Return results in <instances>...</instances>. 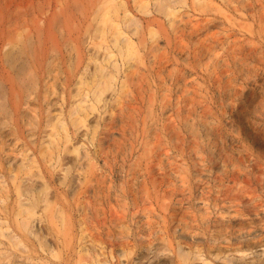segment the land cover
Instances as JSON below:
<instances>
[{"label": "rangeland", "instance_id": "rangeland-1", "mask_svg": "<svg viewBox=\"0 0 264 264\" xmlns=\"http://www.w3.org/2000/svg\"><path fill=\"white\" fill-rule=\"evenodd\" d=\"M78 2H79V4H80V8L79 9H77V10H75V12H74V14H76L75 16H77V17H80V19H82L84 16H88V14L90 13V11H91V8H90V6L92 7V4L91 5H89L90 3H93L95 0H77ZM152 1V3H150ZM154 0H148V2L150 3V5H148L149 7H148V9L149 10H152V11H149L148 13L146 12V13H140V12H136V10L134 9V8H131V7H133L132 6V4H130L131 2H129V5L128 6H131L129 9L131 10V9H133V10H131V12L133 13L134 11V13H136V14H134L136 17L137 16H139V17H137V19L139 20H137L138 21V26H140V30H141V33H140V30H139V33L138 34H140V36H139V39L141 40V38L140 37H142V35H143V37H144V34H145V39H146V42L144 41L142 44L144 45V49H143V45H141V44H137V43H139V42H136V46H138V45H140L141 46V48H139V47H137V48H139V51L141 52V55H142V52L145 54L146 52L147 53H149L150 51H148V48L150 47V45L151 44H153V43H155V41H156V43L158 42L159 44H158V46H160V48H157V49H159V50H155V52H150V54H145V55H148V56H145V55H142V61H138V62H133V64H131L130 66H128L129 68H127L126 66H127V64H125L123 67H122V72H124V74L125 73H127V75H129V73H131V71L129 72V69L130 70H132L134 73H136V75H135V77L136 76H138L139 75V77H140V79H139V77H138V79H139V81L136 79V81L134 80L133 81V83H130V84H132V85H134V87H132L130 84H129V81H128V79L127 78H125V86H124V88H123V90H125L124 92H125V94H123L124 92H123V90H122V93H120V96H123L124 98H120V101H121V99H122V101L123 102H125L124 104H123V102L121 101H117L118 103L117 104H115V105H113L114 103H112V99H113V97H108L107 96V100H108V102H105L104 104H103V106H105V107H103L104 109H102V107H100V106H98V111L97 110H95L97 113H99V115L100 116H96L97 115V113H90L89 115L91 116H88V120H87V122L89 121H91V123H89V124H91V126H89V124L87 125L88 127V130H87V132H85L84 134H83V130L85 129V127H82V128H84V129H82V131H80V129L79 130H74V128L72 127V130H71V127H69L68 129V133H69V142H67V143H65V149L63 148V146L61 147L62 149H61V151L59 152V157L58 156H54L53 158H55V159H51L52 160V162H49L48 160L46 161V162H44L43 163V159L40 157V156H36V157H39V158H36V163H35V169L33 170V168H31L30 169V171L29 172H27L28 174H29V177H30V179H31V181H32V179H33V181H32V184L34 185V187H35V191L36 190H38V191H40L44 186L46 187V185L49 187L50 186V190L49 189H47V190H49L48 191V194H47V190L45 189V191H43V189H42V191L43 192H41V194L42 193H44V194H42V196L44 195V196H46L47 195V197H48V199H49V197H52L51 199H53L54 198V202L56 203H54L53 202V205L55 204V206L57 205V206H62V207H64V209L61 207V211L62 210H64V212H65V214H64V212H63V214H64V216H65V218L68 220V227L65 229V235H67V236H65V237H62L61 235H63L64 236V233H61V231H60V237H59V232H57V231H51V233L54 235V233L57 235V233H58V238H57V240H56V235H54V241H55V243L57 244V245H55V243L53 242V239L51 240L52 242H53V244L57 247H59L60 246V248L62 249V252H61V255H62V257H60L61 255H59L60 254V251H59V248L57 249L56 247H52L53 245L52 244H50V245H52L51 247L52 248H54V250L55 249H57V250H55V254L54 255H51V254H48V252L47 251H44L43 253H41L42 251H41V249L39 250V248L40 247H38V243H37V241H36V239L34 240V238L32 239V238H30V237H28V238H26V236H24V238H23V235H21V233H18L17 232V235L20 237V240H21V238H22V240L23 241H25L24 243L26 244V245H28L29 247H35L34 249V251H38L39 253H38V255L35 253V255L36 256H40V254H41V258H44V260L46 261V262H48L49 264L51 263V264H58V262L60 261L59 260V258L61 259H63L64 257H66L67 256V258L69 257L68 256V253H69V255H70V259H73L74 258V256H75V258L78 256V253H77V255L75 254V252H79L78 250H80V252L82 253V250L84 249V247H85V249H84V251H86V252H89L90 254H92L93 252H96V251H98V250H96V248L98 247V249H99V251L100 252H102V256L100 255V258L102 257V259H104V260H106L107 258H108V260H107V263H109L110 262V264H116V263H113V262H117V264H120L121 263V261L123 260V263H121V264H137V263H142V264H149L150 262H151V260H152V262L150 263V264H155V263H157V264H169V262H170V264H176V261H175V258L173 257V254L171 253L172 252V250H174L175 248H177V246H178V243L183 247H188V248H191V250L193 249L194 250V252L193 253H198L199 252V254H201L200 252H202V254H201V258H205V260H195V259H193V256L191 257V259L192 260H190L189 261V263L188 264H191L192 262V264H264V229H262L263 231H261V227L262 228H264L263 226H264V221L263 222H261L260 220H259V218H260V216H262V215H264L263 213H264V205H262V204H264V28H262V27H264V26H262V25H264V8H263V6H264V0H242V1H239V0H231L232 2L231 3H226L225 2V4H223L224 3V1L223 0H211L212 1V4H213V6H215L216 7V10L215 9H207V8H200V6H198L197 5V3H196V1L197 0H195V2H194V0H186V2L184 3V4H182V6H180V5H177L176 6V9H178L177 10V13L175 14V16H174V20H173V22L171 23L170 22V20H169V18L168 17H166V16H164V14L162 13V12H158L157 13V10H156V8L154 7V2H153ZM215 1V2H214ZM238 1V2H237ZM261 1H262V3H263V5H262V3H261ZM81 2V3H80ZM218 2V3H217ZM222 2V3H221ZM196 3V4H195ZM215 3V4H214ZM221 5H220V4ZM237 3H239L238 5H237ZM250 3V4H249ZM152 4V5H151ZM223 4V5H222ZM247 4H249V5H247ZM259 4V5H258ZM261 4V5H260ZM89 6V8H90V10H89V8L87 9H85V7H88ZM184 5V6H183ZM198 7H197V6ZM217 5V6H216ZM228 5V6H227ZM234 5V6H233ZM237 6V8H236V6ZM240 5V6H239ZM152 6V7H151ZM179 6V7H178ZM232 6V7H231ZM239 6V7H238ZM253 8H252V7ZM259 6H262L261 7V10L260 9H257ZM222 7V8H221ZM224 7V8H223ZM226 7H229V9L227 10V8ZM235 7V8H234ZM248 7H250V8H248ZM81 8H82V10H81ZM84 8V9H83ZM235 10V12H234V10ZM247 8V9H246ZM262 8H263V10H262ZM200 9V10H199ZM204 9H205V12H203L204 11ZM228 11V12H226V10ZM230 9H232L231 11H229ZM241 9V10H240ZM84 10L86 11V13L84 12ZM89 10V11H88ZM202 10V11H201ZM209 10V11H208ZM244 10V11H243ZM246 10V11H245ZM248 10V11H247ZM82 11H83V13H82ZM156 11V12H155ZM207 11H208V13H210V14H208L207 13ZM215 11V12H214ZM220 11V12H219ZM252 11H254V12H252ZM261 13H260V12ZM87 12H89V13H87ZM250 12H252V13H250ZM207 13V14H206ZM258 15H257V14ZM234 14V15H233ZM250 14H253V15H251L250 16ZM262 14V15H261ZM141 15V16H140ZM213 15H214V18H212L213 17ZM217 15V16H216ZM207 16V17H206ZM211 16V17H210ZM226 16H227V18H226ZM230 16V17H229ZM242 16V17H241ZM255 17V18H251V17ZM77 17H76V20H74V22H75V24L80 20L79 18L77 19ZM166 17V18H165ZM236 17V18H235ZM245 17V18H244ZM259 17V18H258ZM141 18V19H140ZM203 18H205V20H203ZM217 19L216 21L214 20V19ZM224 18V19H223ZM231 18H233L232 19V21H231ZM261 18V19H260ZM263 18V19H262ZM223 19V20H222ZM169 20V21H168ZM189 20V21H188ZM197 20V21H196ZM201 20H203V22L201 21ZM213 20V21H212ZM225 20V21H224ZM260 20V21H259ZM263 22H262V21ZM77 21V22H76ZM191 21V22H190ZM200 23H199V22ZM210 21V22H209ZM219 21V22H218ZM223 23H222V22ZM251 21V22H250ZM149 22V25L147 24ZM196 22V23H195ZM261 22H262V25H261ZM185 23V24H184ZM194 23V24H193ZM216 25H215V24ZM248 24V25H246V26H243V25H245V24ZM251 24V26H250V24ZM80 24H82V23H80ZM187 24V25H186ZM205 24V25H204ZM207 24V25H206ZM214 26H218V27H212V25ZM219 24H223V25H219ZM147 25V27H145ZM170 25V26H169ZM180 25V26H179ZM200 25V26H199ZM262 27H261V26ZM182 26V27H181ZM185 26V27H184ZM204 26H206V27H204ZM207 26H209L208 28H207ZM249 26V27H248ZM177 27V28H176ZM201 27H204V28H201ZM245 27V28H244ZM261 27V30L263 29V31H261V30H259V28ZM174 28H176L175 30H177V31H175L174 30ZM183 28V29H182ZM194 28V29H193ZM200 29V31H199V29ZM206 28V29H205ZM251 28V29H250ZM185 29V30H184ZM197 29V31H195ZM203 29V31L201 32V30ZM214 29H218V30H216V32H215V30ZM225 29V30H224ZM246 29H248V30H251V32L250 31H246ZM256 29V30H255ZM192 30V31H191ZM180 31H182V33L180 32ZM186 31H187V33H186ZM205 31H206V34H205ZM226 31H227V33H226ZM259 31H261L260 33H259ZM151 32V33H150ZM175 32H176V34H175ZM177 32H180L179 34H181V35H179V34H177ZM194 32V33H193ZM209 32V33H208ZM215 32V33H214ZM249 32H250V36H249ZM174 33V34H173ZM184 33V34H183ZM198 33V34H197ZM202 33V34H201ZM212 33H214V35L212 36ZM185 34H188V35H185ZM205 34V35H204ZM219 34L222 36H219ZM229 34H232V35H229ZM237 34V35H236ZM241 34V35H240ZM245 34V35H244ZM200 35V36H199ZM202 35V36H201ZM218 35V36H217ZM229 35V36H228ZM234 35V36H233ZM237 37H236V36ZM185 36V37H184ZM189 36V37H188ZM195 36H197V37H195ZM210 36H211V38H210ZM241 36V37H240ZM244 36V37H243ZM253 36V37H252ZM136 37H138V36H136ZM135 37V35L133 36V38H134V40L135 41H137V38ZM178 37V38H177ZM180 37V38H179ZM202 37V38H201ZM209 37V38H208ZM214 37V38H213ZM219 37H221V38H219ZM223 37H228V38H223ZM232 38L231 40L229 39V38ZM234 37V38H233ZM175 38H177V39H175ZM244 38V39H243ZM138 39V41H140ZM196 39H198V40H196ZM212 39V40H211ZM220 41H219V40ZM252 39V40H251ZM254 39V40H253ZM180 40V41H179ZM200 40L202 41L203 40V42L201 43L200 42ZM215 42H214V41ZM218 40V43H221V46H219V45H217V47H215L217 50H215L214 49V53H215V56H214V58H212V59H210V61H207V63H205L206 62V60H207V57H205V53L203 54V52L205 51V49H204V47H205V44L206 45H209V43H211V42H214V43H211L210 45H215V43H216V41ZM226 42H225V41ZM244 40H246V41H244ZM142 41H143V38H142ZM223 41H224V43H226V44H224L223 43ZM230 41V42H229ZM237 41V42H236ZM198 42V43H197ZM204 42H206V43H204ZM229 42V43H228ZM235 43L236 44V48H231V47H233V46H235L234 44H232V43ZM244 42V43H243ZM247 42V43H246ZM148 45V46H146V44ZM196 43V44H195ZM203 43H204V45H203ZM218 43H216V44H218ZM239 43V44H238ZM243 43V44H242ZM251 43V44H250ZM150 44V45H149ZM228 44H229V46H231V47H229V48H231V49H229V48H226L227 46H228ZM233 46H232V45ZM246 44V45H245ZM202 46H204V47H201ZM216 46V45H215ZM237 46L238 47H242L241 48V50H244V51H241V50H239L238 48H237ZM243 46H245L244 48H243ZM251 46V47H250ZM80 47H81V49L82 50H87V48H89L88 46H87V44L85 45V44H81L80 45ZM146 47V48H145ZM190 47V48H189ZM199 47L203 50H200V51H202L201 53L204 55V57L203 58H198V57H201V56H199L201 53H200V51H199ZM247 47V48H246ZM198 49V51H199V53L197 52V49L195 50V52H194V49ZM221 48V49H220ZM220 49V50H219ZM223 49V50H222ZM229 49V50H228ZM233 49V51H232V53H234V51H235V49L236 50H239V51H236L234 54H232V57H236V60H235V57H234V59L230 56L231 54H228V53H231V50ZM85 50H84V52H85ZM227 51V52H225V51ZM254 50V51H253ZM192 51V52H191ZM217 51V52H216ZM224 51V52H223ZM230 51V52H229ZM243 53H241V52ZM252 51V52H251ZM238 52H240V53H238ZM256 52V53H255ZM187 55H186V54ZM227 53V54H226ZM249 55H248V54ZM192 54V55H191ZM199 54V55H198ZM201 54V55H202ZM224 54H226V56L228 57V56H230V58H232L231 60H230V58H227V57H225V55ZM239 54V55H238ZM234 55V56H233ZM152 56V57H151ZM188 56V57H187ZM240 56H244V57H240ZM143 57H146L145 58V60H144V58ZM148 57V58H147ZM151 57V58H150ZM224 59H223V58ZM239 57V58H238ZM246 57V58H245ZM150 58V59H149ZM156 58H158V59H156ZM163 58V59H162ZM222 58L225 62L223 63V61H222V63L223 64H225L226 63V61H227V65H228V67H230L229 65H231V70L228 68V67H225V66H227V65H224V66H216V64H218V65H220V64H222V63H220L221 62V60L220 59ZM238 58V59H237ZM152 59V60H151ZM169 59V60H168ZM194 59V60H193ZM205 61H204V60ZM217 59V60H216ZM227 59V60H226ZM148 60V61H147ZM158 60V61H157ZM167 60V61H166ZM172 60V61H171ZM203 60V61H202ZM216 60V62L218 61V63H216V62H214ZM234 60V61H233ZM149 61L151 62V63H149ZM201 61V62H200ZM230 61H232L231 62V64L229 63ZM235 61H237L236 63H235ZM141 62V63H140ZM143 62H146V63H143ZM200 62V63H199ZM214 62V63H213ZM235 63V64H233L232 65V63ZM139 63V64H138ZM201 63H203L202 65H201ZM211 63H213V68L216 66L217 68L215 69V71H217V73H214L213 74V72H215V71H213L212 70V68L211 67H208V66H212V64ZM216 63V64H215ZM136 64V65H135ZM199 64V65H198ZM210 64V65H209ZM132 65H135V66H133L132 67ZM139 65V66H138ZM146 65V66H145ZM151 65V66H150ZM159 65V66H158ZM161 65V66H160ZM198 65V66H197ZM215 65V66H214ZM235 65V66H234ZM148 66H150V67H148ZM205 66V67H204ZM233 66V67H232ZM131 67V68H130ZM138 67H140V68H138ZM142 67H144V69H141ZM166 67H168V68H166ZM205 69H204V68ZM224 67V68H223ZM123 68H127L128 69V72H127V70L126 69H123ZM134 70H133V69ZM135 68H136V70H135ZM163 68H164V70H166V71H160V70H163ZM201 68H202V70H201ZM206 68L207 69H211L210 70V72H209V70H206ZM225 68H228L230 71L228 72V69L226 70ZM139 69V70H138ZM146 69V70H145ZM151 69V70H150ZM159 70V72L157 71V70ZM222 69H225L226 70V73H225V70H222ZM125 70V71H124ZM155 70V71H154ZM168 70V71H167ZM203 70H204V72H203ZM205 70H206V72H205ZM139 71V72H138ZM121 72V75L123 76V73ZM141 73V74H140ZM148 73V74H147ZM150 73H151V75H150ZM162 73V74H161ZM210 73V74H209ZM156 74H157V76H156ZM160 74V75H159ZM220 74V75H219ZM126 74H125V76H127ZM146 75H147V77H146ZM228 77H227V76ZM149 76V77H148ZM151 76H153V77H151ZM156 76V77H155ZM206 76V77H205ZM210 76V77H209ZM221 76V77H220ZM145 77V78H144ZM160 77L162 78V79H160ZM212 77H213V79H212ZM220 77V78H219ZM223 77V78H222ZM227 77V78H226ZM143 78H144V80H143ZM150 80H149V79ZM156 78H158L159 79V81H158V79H156ZM219 78V79H218ZM145 82H143L142 80ZM218 81H217V80ZM224 79V80H223ZM226 79V80H225ZM127 80V81H126ZM216 80V81H215ZM221 80V81H220ZM138 81V82H137ZM140 81H142L141 83H139ZM152 81V82H151ZM213 81V82H212ZM223 81V82H222ZM126 82H128V83H126ZM149 83V85L147 84V83ZM157 84H156V83ZM161 82H162V85L164 86H162L161 85ZM220 82V83H219ZM137 83V84H136ZM179 83V84H178ZM182 83V84H181ZM184 83H185V86H184ZM217 83V84H216ZM137 85V87L139 88H135L136 87V85ZM182 85V87H181V85ZM127 85V86H126ZM150 85H151V87H150ZM158 85V86H157ZM161 85V86H160ZM179 85V86H178ZM142 89H141V88ZM143 87H144V90H143ZM148 87V88H147ZM163 87V88H162ZM189 87V88H188ZM134 88V89H133ZM155 88V89H154ZM180 88V89H179ZM186 88V90H184ZM130 89H133V92L130 90ZM136 89H138V90H136ZM152 89H153V91H152ZM158 89V90H157ZM182 89V90H181ZM140 90H141V92H143L144 91V96H145V98H144V96H143V94L140 92ZM184 90V91H183ZM128 91H129V94H128ZM135 91V92H134ZM147 91V92H146ZM150 93H149V92ZM180 91H183V92H180ZM196 91H197V93H199V96H198V94L196 93ZM137 92H139V93H141L138 97H137V95L139 94V93H137ZM146 92V93H145ZM152 92H154V96L152 97V95H153V93ZM186 92H187V94H186ZM194 92V93H193ZM136 93H137V95H136ZM148 93V94H147ZM152 93V95H151V99L153 100V103H154V105L153 104H149L148 103V101L146 100V97L148 98V100L150 101L151 99H149V94H151ZM182 93H184V95L182 94ZM136 95V97L134 98L135 100H138V98L141 96L142 98H140L138 101H139V103H135L136 105L137 104H140V106L139 105H137V106H139V107H141V108H139L140 110L142 109L143 111L145 110L146 111V107H143L142 105H145V106H147L148 104L149 105H151V106H149L148 105V107L150 108V109H147V111L146 112H151V110H152V105H153V113L151 112V114L149 113H147L148 115H146L147 116V118H148V121H147V123L145 122L146 120V116H145V118L144 119H140L141 117H142V115L144 114L145 115V111L144 112H142L141 113V111H139V109L136 111V113H135V115L137 116L138 114H139V112L141 113V114H139V115H141V117L139 118L138 117V120H141V121H139V123H138V125L139 126H137V128H136V126H134V127H131V128H133V129H135V130H131V128H128L129 126L128 125H124V127L125 128H123V124H122V122H121V119H119V117H121V118H123L124 116H126V115H128V111H127V109H126V103H128L129 101V103L131 104V101H133L134 99L133 98H131V96H133V95ZM186 94V95H185ZM191 94V95H190ZM194 94H196V96L194 95ZM124 95H126V96H124ZM128 95H130V98H129V96ZM188 95H190L189 97H188ZM134 97V96H133ZM197 97V98H196ZM111 98V99H110ZM125 98H126V101H127V99L129 98L130 100L128 101V102H126L125 101ZM144 98V99H143ZM191 98H193V100L190 99ZM109 99H110V101H109ZM144 100L143 102H141L142 100ZM114 100V99H113ZM152 100H151V102H152ZM188 100V101H187ZM115 101V100H114ZM141 102V103H140ZM145 102H146V104H145ZM195 104H194V103ZM112 103V104H111ZM116 103V102H115ZM129 103H128V105H129ZM133 104H134V101L132 102ZM143 103V104H142ZM186 103V104H185ZM188 103V104H187ZM119 104V105H118ZM121 104V105H120ZM142 104V105H141ZM113 105V106H112ZM128 105H127V107H128ZM136 105H134V106H136ZM117 106H121L119 109L117 108ZM125 106V107H124ZM191 106V107H190ZM193 106V107H192ZM195 106V107H194ZM115 107V108H114ZM122 107H123V109H122ZM100 108H101V111H100ZM112 108V109H111ZM118 110H117V109ZM187 108V109H186ZM190 108V109H189ZM184 109H185V111H184ZM203 109V111H201ZM178 110V111H177ZM182 110V111H181ZM196 112H195V111ZM205 110V111H204ZM95 111H93V112H95ZM116 111V112H115ZM119 113H121L120 115L118 114V112ZM125 111H127V112H125ZM187 111V112H186ZM190 111H191V113H190ZM193 111V112H192ZM124 112V113H123ZM138 112V113H137ZM185 112V113H184ZM194 112H195V114H194ZM202 112H204V113H202ZM126 113V114H125ZM202 113L203 115H200V114ZM207 113V114H206ZM209 113V114H208ZM118 114V115H117ZM123 114V115H122ZM133 115V114H132ZM150 115V117H151V119H150V117H148ZM154 115V116H153ZM193 115H195L194 117H193ZM197 115V116H196ZM116 116H118V117H116ZM201 116V117H200ZM209 118H208V117ZM96 117H98L97 118V123H96ZM184 117V118H183ZM203 117V118H202ZM205 117H207V118H205ZM90 118V119H89ZM92 118H94V120L92 119ZM117 118V119H116ZM154 118V119H153ZM182 118L183 119H188L189 118V120L191 121V118H192V120H193V118H194V120L196 121V122H193V124H194V130L196 131L197 130V132L200 134V136L202 137H200L199 136V134H198V142H197V140H196V138H195V140H193V136L190 134V131H188V129H186V127L184 128V126L185 125H183L184 124V121L185 120H182ZM119 119V120H118ZM202 119H206V120H211V122H210V124H209V126H210V129L212 128L214 131H212V132H214L213 133V135L211 134L209 137L208 136H205V135H207L205 132H207V129L206 128H202L201 129V127H204L205 125H202L203 124V122L205 123L206 121L204 120H202ZM144 120V121H143ZM193 120V121H194ZM95 121V122H94ZM115 121V122H114ZM117 121H120V122H117ZM150 121H152L154 124H156L155 126V128L154 127H152V125L154 126V124L152 123V122H150ZM155 121V122H154ZM180 121H182V122H180ZM207 121V122H208ZM95 124V125H93V123ZM142 122H145V123H143L142 125H143V127H142V125H141V123ZM149 122H150V124H149ZM192 122V121H191ZM201 122V123H200ZM208 122V123H209ZM122 124V125H121ZM152 124V125H151ZM198 124V125H197ZM119 125H121V126H119ZM183 125V126H182ZM208 125V124H207ZM142 128H141V127ZM145 126H146V128H145ZM196 126H198V127H196ZM214 126V127H213ZM126 127H127V129H126ZM148 127H150L149 129L151 130V131H149V129H148ZM216 127V128H215ZM153 128H154V130H153ZM129 129V130H128ZM136 129H137V131H136ZM141 129V130H140ZM148 129V130H147ZM184 129V130H183ZM211 129V130H212ZM143 130V131H142ZM145 130V131H144ZM147 130V131H146ZM210 130V131H211ZM79 131V132H78ZM130 131V132H129ZM132 131H133V133H132ZM156 131V132H155ZM185 131V132H184ZM188 131V132H187ZM215 131H216V133H215ZM72 132V133H71ZM138 133V137H137V133ZM139 132H141V134L139 133ZM142 132H143V134H142ZM153 132V133H152ZM219 132V133H218ZM145 134V135H144ZM205 134V135H204ZM141 135L142 136H144V138L142 137V138H140L141 137ZM187 135H188V137H187ZM215 135V136H214ZM218 135H219V137H218ZM146 136V137H145ZM71 137V138H70ZM199 137L201 138V140H199ZM205 137V138H204ZM208 138L209 139H211V144H212V147L215 149V153L216 154H218V155H216L215 154V158H211V157H209V155H207L208 153H207V144L205 143V142H207V140H208ZM34 139H36L35 140V142L36 143H27L28 144V146H26V148L27 147H33V148H35V145L37 146V145H39V139H38V135L36 134L35 136H34ZM143 139V140H142ZM70 140H71V142H70ZM145 140V141H144ZM188 142H187V141ZM142 141V142H141ZM199 141H200V143H203V145L202 144H200L199 143ZM220 141V142H219ZM146 142V144H144V143ZM184 142V143H183ZM196 143L197 142V144L198 145H196V144H194V143ZM75 144V145H80L79 146V149L80 150H78V152H79V154L80 155H83V153L85 152V153H88V155H89V158L90 159H88V158H84V159H81V162H78V161H80V160H77V161H73L70 157H73L74 155H75V153H73L74 151L72 150V145L73 144ZM19 144H21V142L19 143ZM18 144V145H19ZM64 144V143H63ZM72 144V145H71ZM192 144V145H191ZM142 145L144 146V147H142ZM193 145H196V146H193ZM206 145V146H205ZM213 145H215V147L213 146ZM217 145H219V147H217L216 148V146ZM69 146H71V150L73 151V152H71L70 151V149H69ZM186 146V147H185ZM191 146H193V148H194V150H193V148L191 147ZM201 146H205L204 148L203 147H201ZM142 147V148H141ZM183 147V148H182ZM185 147V148H184ZM190 147V148H189ZM182 148V149H181ZM192 148V149H191ZM198 148V149H197ZM201 148V149H200ZM189 149V150H188ZM196 149V150H195ZM205 149V150H204ZM64 150V151H63ZM167 150V151H166ZM197 150L199 151V150H201V152L199 151V152H197ZM203 150V151H202ZM63 151V152H62ZM196 151V153L194 154V152ZM31 150L29 149L28 151H26V152H24V153H28V155L29 154H31ZM164 152H165V154H164ZM181 152H182V154H181ZM191 152H192V155H191ZM205 152V153H204ZM163 155H162V154ZM167 153V154H166ZM198 153H201L200 155H198ZM72 154H73V156H72ZM180 154V155H179ZM62 155V156H61ZM169 155V156H168ZM179 155V156H178ZM196 157H195V156ZM180 156H182V158L180 157ZM185 156V157H184ZM201 156V157H200ZM61 157V158H60ZM165 157H166V159H165ZM175 157V158H174ZM187 157V158H186ZM189 157V158H188ZM208 157L209 158H211V159H208ZM198 158H201V159H198ZM223 160H222V159ZM41 159V160H40ZM57 159V160H56ZM93 159V160H92ZM159 159V160H158ZM168 159V160H167ZM177 159V160H176ZM178 159H181L180 161L178 160ZM200 160V161H198V160ZM216 159L218 160H220V161H217V162H215L216 161ZM55 160V161H54ZM162 160V161H161ZM174 160H176V161H174ZM184 160V161H183ZM190 160V161H189ZM193 160V161H192ZM208 160V161H207ZM210 160V161H209ZM215 160V161H214ZM38 161V162H37ZM71 161V162H70ZM212 161V162H211ZM224 161H225V163H224ZM49 162V163H48ZM74 162H75V164H74ZM87 162H88V166L86 165L87 164ZM182 162V163H181ZM185 162V163H184ZM194 162V163H193ZM196 162H200L201 164H198V163H196ZM205 164H204V163ZM211 162V163H210ZM213 162H215V165H213L214 163ZM43 163V164H42ZM45 163H47L46 165H45ZM53 163V164H52ZM79 163V164H78ZM179 163H181V164H179ZM222 163H224V166H220ZM235 163V164H234ZM155 164H157V165H155ZM170 164V167L168 166ZM187 164H188V166H187ZM194 164H195V166H194ZM220 164V165H219ZM39 165H41V166H39ZM45 167H44V166ZM86 165V166H85ZM154 165V166H153ZM217 165L218 166H220V169H225V168H227V172L229 173H227L226 172V169L224 170V171H222V170H220V169H218V167H217ZM223 165V164H222ZM247 165V166H246ZM249 165V166H248ZM52 166H54V167H52ZM158 166V167H157ZM175 168H173V167ZM176 166H177V168H176ZM180 168H179V167ZM183 166H185L184 168H183ZM204 166V167H203ZM211 166H212V168H213V170H212V168H211ZM213 166H216V167H213ZM49 167H52V168H49ZM83 168V170H84V168H86L87 167V169H86V171L88 170V173L90 172V175H91V177L90 176H88V173H86L85 172V170L83 171V173H86V174H83V173H81V174H83L82 176L80 175V177L81 178H84V179H80V180H82L81 182H80V184L79 185H77L76 183H79V180H77L76 182H74V179L72 180V178H75V179H79V177H78V175H77V173L75 174V172L76 171H78V170H80V168ZM172 167V168H171ZM182 167V168H181ZM234 167V168H233ZM242 167H244V168H242ZM247 167H248V170H249V168H250V170L248 171L247 170ZM39 168V170L38 171H40V173L42 174V175H44L43 177H41V178H43L42 180H40V181H37V176L36 175H39V177H40V173H38V172H34V171H36L37 169ZM48 168V169H47ZM64 168V169H63ZM147 168V169H146ZM154 168V169H153ZM159 168V169H158ZM163 168V169H162ZM180 170H179V169ZM193 168V169H192ZM215 168V169H214ZM235 168H237V169H235ZM255 168V169H254ZM45 169V170H44ZM48 171H47V170ZM66 169V170H65ZM69 169V170H68ZM92 169H93V171H92ZM151 169V171H149V170ZM167 169V170H166ZM199 169V170H198ZM202 171H201V170ZM208 169V170H207ZM244 169L246 170V172L244 171ZM253 169H254V172L255 173H253ZM33 170V171H32ZM145 170H147L148 172H146ZM153 170V171H152ZM162 171L160 174H158L160 171ZM172 171V173H171V171ZM176 171V172H174V171ZM181 170H183V172H186V173H184V175L182 174L183 172L181 171ZM217 170H220V171H222V173H220V171H217ZM233 170H234V172H233ZM235 170H237V171H239V173L237 174V173H235L236 171ZM258 170V171H257ZM64 171H65V173H66V178H65V180H66V183H64V185L62 184L63 182H65V180H63L62 179V176H63V174H64ZM67 171V172H66ZM82 171V169L80 170V172ZM159 171V172H158ZM178 171H179V173H178ZM208 171H210L209 173H208ZM48 172H49V174H48ZM71 172L72 173H74L73 175L75 176H72L71 175ZM80 172L78 171V174H80ZM93 172V173H92ZM142 172H144L145 173V175L142 173ZM150 172V173H149ZM170 172V173H169ZM189 172V173H188ZM203 172H204V174L205 175H203ZM226 172V173H225ZM27 173H20V174H18V179L16 180V182H18L19 184L21 183V181L23 182V180H21V179H26V180H28L29 179V177H28V174ZM31 173V174H30ZM35 175H34V174ZM45 173V174H44ZM94 173L95 174H99L98 176L100 177L99 178V180H97V177H96V175H95V178L96 179H93V182L96 180V182H92L93 184L91 185V182L89 183L88 181H86L85 183H84V185H83V181L84 180H91V178L93 177V175H94ZM142 173V174H141ZM170 174V175H168V174ZM177 175H176V174ZM188 173V174H187ZM195 173H197V174H195ZM209 174V175H206V174ZM223 173H225V174H223ZM234 173H235V175H234ZM245 173V174H244ZM246 173H250V174H246ZM261 173H262V175H261ZM26 174V175H25ZM48 174V175H47ZM135 176H133V175ZM139 174H141L140 176H139V178H136V176H138ZM151 175V176H153V179L152 180H154L155 179V182L154 183H156L155 184V186L157 187V188H159L160 186L164 189H162L161 187L159 188V191H158V189L157 188H155V190L157 189V191H154V189H152L153 187L152 186H154V185H152L151 186V184L149 185V180L151 179L150 178V176L149 175ZM158 174V175H157ZM164 174V175H163ZM191 174V175H190ZM244 174V175H243ZM254 174H257V175H255L254 176ZM22 175H24V176H22ZM31 175H33V177H31ZM41 175V176H42ZM84 175H87L86 177H89V178H87L86 179V177H84ZM122 175H123V177H122ZM146 175H148V178L146 177V178H144ZM161 175V176H160ZM171 175H173V176H171ZM179 175H181L182 176V178L180 179V176ZM187 175H188V177H187ZM211 175V176H210ZM220 175V176H219ZM228 176V178H227V176ZM234 175V176H233ZM237 175H239L240 177H238ZM253 175V176H252ZM22 176V178H20ZM48 176V177H47ZM70 176H72L71 178H70ZM120 178H119V177ZM144 176V177H143ZM177 176H179V177H177ZM185 176V177H184ZM199 176H201V178L199 177ZM205 176H206V178H205ZM216 176V177H215ZM223 176V177H222ZM226 176V177H225ZM237 177V178H235V179H238L239 181H237V180H235L234 178H233V180H232V177ZM247 176V177H246ZM258 176V177H257ZM24 177V178H23ZM28 177V178H27ZM35 177H37V178H35ZM46 177V178H45ZM126 177V178H125ZM128 177V178H127ZM131 178V180H130V178ZM134 177V178H133ZM143 177V178H142ZM155 177V178H154ZM171 177V178H170ZM178 178V180H176L177 178ZM193 177V178H192ZM203 177V178H202ZM209 177V178H208ZM219 177V178H218ZM225 178V179H222V178ZM248 177H250V179L248 178ZM253 177H255V178H258V179H255L254 178V180H253ZM40 178V179H41ZM136 178V179H135ZM168 178H170V179H168ZM184 178H186V179H188L187 181H189L188 182V184H187V181L184 179ZM191 178H192V180H191ZM200 178V179H199ZM212 178V179H211ZM217 178V179H216ZM231 180H230V179ZM30 179L28 180V181H24V183H26V182H30V184H29V187L28 188H32L33 187V185L31 184V181H30ZM39 179V178H38ZM45 179H47L46 181H47V183H46V181H43V180H45ZM69 179H71L70 181H72V182H68L69 181ZM101 179V180H100ZM119 179V180H118ZM134 181H133V180ZM138 179V180H137ZM139 179H141V180H139ZM147 179H149L148 181H147ZM166 179H168L167 181H165ZM173 179V180H172ZM184 179V180H183ZM197 180V182H196V180ZM205 179V180H204ZM218 179H222V180H225V181H222L221 180V183H224V184H226V185H228L229 186V188H228V186H226V185H224L223 186V190L225 191V192H228L227 190L228 189H231V190H229L230 192H228L229 193V195L230 196H232V193H233V191H235L236 190V192H241V193H243V194H239V193H236V192H234L233 194H234V196H238L237 198H234V197H230L228 194H227V196H229V197H227L226 196V193H224V191L222 192V188H219V187H222V186H220L221 185V183H220V185L218 186V185H216L217 183H219L220 182V180H218ZM229 179V180H228ZM249 179V180H248ZM68 180V181H67ZM121 180V181H120ZM128 181V182H126V181ZM137 180V182H138V184H137V186H136V181ZM144 182H143V181ZM152 180H150V181H152ZM161 180V181H160ZM172 182H171V181ZM180 180V181H179ZM183 180V181H182ZM198 180H200V181H198ZM203 180L205 181V185H204V182H203ZM214 180H215V182H216V184L214 183ZM216 180H218V181H216ZM228 180V181H227ZM241 180V181H240ZM246 180L249 182V184H248V182H246ZM42 181V182H41ZM120 181V182H119ZM140 181L142 182V183H140ZM145 181H147L146 182V187H148L147 188V190L151 193V195L150 196H148L150 193L149 192H146L145 193V191H147L146 190V188H142L144 191H143V194H146V196L147 197H149L148 198V201L151 203V204H149L148 203V201H147V198H146V200H143V199H145V197L142 195H140L139 196V194L138 193H142V190L139 188V186H142V185H144L143 183H145ZM163 181V182H162ZM165 181V182H164ZM231 181H232V183H233V181L235 182L234 184H232V185H234V188H233V186L232 185H230L231 184ZM244 183H243V182ZM259 181V182H258ZM262 181V182H261ZM33 182H38V183H33ZM45 182V183H44ZM126 184H125V183ZM132 182V183H131ZM159 182V183H158ZM169 182H170V184H169ZM176 182H179L180 183V187H179V185L177 186L176 185ZM183 184H182V183ZM186 182V183H185ZM194 182V183H193ZM203 182V183H202ZM229 182V183H228ZM67 183H69V184H71V183H74V184H76V185H74V187L76 188V193L75 192H73L74 194H73V196H72V190H70V191H68L67 192V188H68V190L70 189V187L71 188H73L72 186H73V184L72 185H69V184H67ZM81 183H82V187L80 186L81 185ZM89 183V185H90V188H89V186L87 185ZM95 183H96V185H95ZM113 183V184H112ZM118 183H120L122 186L124 185L125 186V188H124V186H123V188L124 189H121V191H118V189L119 188H122V186L120 187V185L118 184ZM140 183V184H139ZM153 183V184H154ZM192 183V184H191ZM196 183V184H195ZM252 183V184H251ZM260 183V184H259ZM262 183V184H261ZM9 184H12V183H10L9 182ZM38 185V188H40V186L42 187V188H40V190L39 189H37V187L35 186V185ZM46 184V185H45ZM49 184V185H48ZM66 184V185H65ZM112 184V185H111ZM118 184V185H117ZM135 184V187L136 188H138L137 190L139 191H137L136 190V188L133 186ZM157 184H159V185H157ZM163 184V185H162ZM173 186H172V185ZM181 184L183 185V187L181 186ZM185 184V185H184ZM187 184V185H186ZM190 184V188L192 189H186V187H189L188 185ZM202 184V185H201ZM207 184H210V185H207ZM213 184L214 185H216L215 187L216 188H218L217 189V191H216V188L215 187H212L213 186ZM21 185V184H20ZM27 185H28V183H27ZM32 187H31V186ZM67 185L69 186V187H67ZM95 185V186H94ZM131 185L133 186V187H131ZM139 185V186H138ZM197 185H199L198 187H197ZM212 185V186H211ZM243 185V186H242ZM246 185V186H245ZM256 185V186H255ZM263 185V186H262ZM9 186V185H8ZM26 185H21V189L23 190H25V189H27V186L25 187ZM78 186H80L81 187V189H80V187H78ZM85 186H88V187H85ZM91 186L92 187H94V188H92V191H94L93 189H95V193L94 194H91V192H90V190H91ZM98 186H100V187H98ZM101 186H102V188L103 189H101ZM110 186H111V190H109V191H107V189H110ZM118 186H119V188H118ZM127 186V187H126ZM129 186V187H128ZM169 186V187H168ZM174 186H176V187H174ZM192 186V187H191ZM211 188L210 190H208L209 189V187ZM239 186V187H238ZM247 186H249V187H247ZM255 186V187H254ZM10 187H12L13 188V191H12V188H10ZM10 187H9V197H12V199L14 198L15 199V194H13L12 192H14L15 193V191H14V186H12V185H10ZM33 187V188H34ZM67 187V188H66ZM165 187V188H164ZM166 187H168V188H172V189H168V188H166ZM194 187H197V192L195 191V189L196 188H194ZM206 187V188H205ZM225 187H227V190L226 189H224ZM231 187V188H230ZM242 187V188H241ZM246 187V188H245ZM262 187V188H261ZM47 188V187H46ZM56 188V189H55ZM58 188V189H57ZM60 188H61V190H60ZM75 188H73V191H75L74 189ZM78 188H79V190H78ZM84 188H85V191L88 193V196H90V195H92V197H89L88 199H87V193L85 192L84 194H86V197L84 198V194H83V192H82V189L84 190ZM87 188V189H86ZM96 188H98L97 190H96ZM104 188H105V190H104ZM107 188V189H106ZM113 188V189H112ZM127 188H129L128 189V191L126 190ZM135 188V189H134ZM176 188V189H175ZM179 188H180V190H179ZM184 188V189H183ZM202 190H201V189ZM203 188H204V190H206V192L203 190ZM256 188V189H255ZM114 189H116V190H114ZM131 189V190H130ZM134 189V190H133ZM154 191H152V190ZM163 190V191H165V192H163V191H161V190ZM221 191H220V190ZM232 189H233V191H232ZM235 189V190H234ZM238 189H240V191L238 190ZM242 189V190H241ZM261 189V190H260ZM57 190H59V191H57ZM100 190V191H99ZM113 190V191H112ZM123 190V191H122ZM124 190H125V192L127 193V194H129V195H127V194H124L125 192H124ZM129 190H130V192H132V190H133V192H135V194L136 195H138V196H136L135 198H133L134 199V201L135 200H138V198H139V200L134 204L135 206L136 205H138V203H139V208L138 207H136L137 208V210L138 211H135L136 210V208L134 207V209L132 208L133 206V203H134V201L132 200V197L131 196H133V192H132V194L129 192ZM151 190V191H150ZM184 190H187V191H184ZM200 190V191H199ZM210 192V194H209V192ZM219 190V191H218ZM38 191H36V194L38 195H40L41 196V194L38 192ZM80 191V192H79ZM101 191H104L103 193H104V196L102 195L103 193L101 192ZM107 191V192H106ZM167 191H171V192H167ZM174 191H176V192H174ZM177 191H180V192H177ZM182 191H183V193H182ZM199 191V192H198ZM212 191V192H211ZM246 191V192H245ZM252 192V193H250V192ZM69 192H71L70 193V196H69ZM78 192V193H77ZM90 192V193H89ZM111 192H114V193H111ZM122 192H124V193H122ZM156 192H158V194L156 195ZM173 192V193H172ZM186 192H187V194H186ZM194 192V193H193ZM203 193L204 194V196H203V194H200V193ZM220 192H222V193H220ZM244 192H245V194H244ZM248 192V193H247ZM53 193H54V195H53ZM82 193V194H81ZM99 193H101V194H99ZM109 193H111L110 195H112L111 197H109L110 195H109ZM122 193V194H121ZM149 193V194H148ZM159 193H164V196L162 195V194H159ZM169 193H170V195H169ZM177 193V194H176ZM206 193V194H205ZM224 193V194H223ZM235 193L237 194V195H235ZM13 194V195H12ZM58 194V195H57ZM75 194H77V195H75ZM115 196H114V195ZM134 194V195H135ZM173 196H172V195ZM193 194V195H192ZM214 194H215V196H214ZM223 194V195H222ZM240 196H239V195ZM253 194H254V196H253ZM263 194V195H262ZM57 195V196H56ZM64 196L65 198L64 199H62V196ZM79 195H81V196H79ZM102 195V196H101ZM127 195V196H126ZM169 195V197H168V199H167V196ZM182 195V196H181ZM202 195V196H201ZM210 195V196H209ZM211 195H213V196H211ZM217 195H219V197L217 196ZM225 195V196H224ZM252 195V199H253V197H254V202L252 201V199H251V196ZM258 195V196H257ZM120 196H122V197H120ZM126 196V197H125ZM172 196V199L170 198ZM175 196V197H174ZM186 196V197H185ZM188 196V197H187ZM190 196V197H189ZM207 196V197H206ZM245 196V197H244ZM261 196V197H260ZM24 196H22V198H23ZM77 197H79L78 199H77ZM101 197H102V199H101ZM103 197H104V199H105V202H106V204H105V202H104V199H103ZM107 197H108V199L109 200H111V198L112 197H114V199H113V201L111 200V202L109 201V203H108V206H106L107 205ZM131 197V198H130ZM134 197V196H133ZM144 197V198H143ZM163 199H162V198ZM166 197V201H165V198ZM180 197H181V200H180ZM200 197V198H199ZM210 197V198H209ZM211 197H213V198H216V197H218V199H217V202H215L216 200H214L213 199V201H211L212 200V198ZM221 197H224V198H221ZM225 197H226V199H225ZM241 197V198H240ZM242 197H244L245 199H243ZM249 197V198H248ZM43 198V197H42ZM56 198H57V200L59 199V201L57 202L56 201ZM67 198H68V200L69 201H65V199L67 200ZM91 198H93L92 200H91ZM119 198H122L123 199V201L125 200L126 201V203L125 202H123V204L121 203L122 202V200H121V204H119L118 203V201H119ZM140 198H142V199H140ZM187 198H188V200H187ZM202 198V199H201ZM206 198H207V201H206V203H208L207 205L208 206H206V205H204L203 206V204H204V202H205V200H206ZM227 198H228V201H225V200H227ZM233 198H234V202H237V201H235V200H237L238 198L240 199V201H241V199H242V201L244 202H242V203H240L241 204V210H242V208H243V210L245 211H243V213L244 214H247V215H239L240 213H242L241 212V210L239 211V212H237V213H239V214H237V213H230V214H228V213H226V211L227 210H225V207H227V206H229L230 205V201L231 200H233ZM247 198H248V202L247 203H249L250 202V204H248L247 205V207H246V201L245 200H247ZM11 199V198H10ZM9 200V198H8V200L9 201H7V203H9V204H7L8 205V208L6 209V210H3L2 209V211L4 212V214H3V216L5 215V213H7L8 215L7 216H9L8 217V221H9V226L11 227H9L11 230H13V232H15V227H14V224L12 225V223L10 222V217L12 216V212H10V211H12V208L10 207L11 205H13V204H11V203H13L12 201L13 200ZM71 199H73V200H71ZM83 199H85V200H83ZM107 199V200H106ZM127 199V200H126ZM157 200L158 202L156 203V201L154 202V200ZM169 199H171L170 201H172V202H170L169 201ZM176 199H178V200H180V203L181 204H183V203H186V204H183V205H181L180 203V208H179V204H178V200H176ZM200 199L202 200V202H199L200 201ZM211 199V200H210ZM220 199V200H219ZM222 199H224L223 201H225V202H223L222 203ZM250 199V200H249ZM258 199V200H257ZM50 200V199H49ZM63 200V204H62V202L61 201ZM78 200V201H77ZM88 201L89 202V204H90V201H91V207L93 208H91L90 207V205H89V208H85L86 210L87 209H89V210H91L92 212H94V211H96V212H94V213H92L91 214V211H88V213L89 214H91L92 216L91 217H94L95 219H96V221H95V219H92L91 217L89 218V214H88V216L86 215L85 216V218H84V214H85V212H86V210L85 209H82V208H84L86 205H87V203L85 204L83 201ZM90 200V201H89ZM99 202H98V201ZM115 200V201H114ZM160 200V201H159ZM162 200V201H161ZM187 200V201H186ZM199 200V201H198ZM219 200V201H218ZM11 201V202H10ZM82 201V202H81ZM97 201V202H96ZM130 201H132V202H130ZM146 201H147V203H146ZM165 201V202H164ZM176 201H178V202H176ZM182 201V202H181ZM186 201V202H185ZM240 201H238V202H240ZM256 201V202H255ZM259 201V202H258ZM59 202H61V203H59ZM69 202V203H68ZM79 202H81V203H79ZM104 203L103 204V208L101 209V206H102V203ZM113 202V203H112ZM160 202H162V203H160ZM164 202V203H163ZM170 204H169V203ZM176 202V203H175ZM200 203V205H198L199 203ZM212 202V203H211ZM217 203V205L219 206L220 205V208L222 209V212H221V209H219V207L218 206H215V203ZM219 202H221L220 204H219ZM251 202H253L254 204H252ZM68 203V204H67ZM72 203V204H71ZM93 203V204H92ZM97 203V204H96ZM115 203V204H114ZM118 203V204H117ZM130 203V204H129ZM149 204V207H151L150 208V210L153 212H151V211H149L148 209H149V207L148 206H146L147 207V209H145V205L143 206L144 208H142V204ZM158 203H160V205L162 204V205H165V204H167L168 203V205H166V210H168V212H171L170 213V215H169V217H171V218H169L168 217V212L165 210V211H163V209H160L161 207L162 208H164L163 206H158L159 204ZM214 203V206L213 207H211V206H209V204H213ZM228 203H229V205H228ZM71 204V205H70ZM85 204V205H84ZM157 206H156V205ZM176 204H177V206H176ZM244 204H245V207H244ZM257 204H259V207H260V209L263 211H255L257 208H258V205ZM71 207L72 206V208H69V206ZM74 205H77V206H74ZM79 205V206H78ZM84 207H83V206ZM99 205V206H98ZM101 205V206H100ZM114 205H116L115 207H114ZM118 205H120V208L118 207ZM152 205V206H151ZM175 207H174V206ZM252 206V205H254V206H256L257 205V207H255V209H254V206H253V210L251 211L249 208H251V207H248V206ZM2 206V204L0 205V210H1V207ZM56 206V207H57ZM68 206V207H67ZM98 206V207H97ZM124 206V207H123ZM183 206H185V208L183 207ZM187 206H189V207H187ZM202 208H201V207ZM206 206V207H205ZM263 206V207H262ZM60 207H58L59 209H60ZM76 207H78V209L76 208ZM86 207H88V206H86ZM94 207L96 208V210L94 209ZM100 207V208H99ZM112 207V208H111ZM114 207V208H113ZM122 207H123V209H122ZM155 207V208H154ZM171 207H174V209H175V211L176 212H174V214H172L173 213V211L174 210H172V209H170ZM186 207L188 208V209H186ZM210 207V208H209ZM105 208H106V210H105ZM126 208V209H125ZM183 210H182V209ZM191 208V209H190ZM198 208H199V210H198ZM207 208H209V210H206ZM73 211H72V210ZM85 210V212L83 213V211L82 210ZM117 209V210H116ZM122 209V210H121ZM142 209H145V210H143V211H141ZM155 211H154V210ZM158 209H160V210H158ZM190 209V210H189ZM196 209V210H195ZM203 209H205V210H203ZM217 209V210H216ZM248 210V211H246V210ZM7 210H9V211H7ZM71 210V211H70ZM81 210V211H80ZM118 210H121V211H118ZM126 210V211H125ZM131 210H134V212H135V214H136V216L133 214H130L129 212H133V211H131ZM171 210V211H170ZM178 210V211H177ZM202 210H203V213H204V211L206 212V213H204L205 215L207 214V216H208V218H207V216L205 217V218H207L206 220H205V218L203 219V217L205 216L203 213H202ZM220 210V211H219ZM224 210V211H223ZM258 210H259V208H258ZM6 211V212H5ZM78 211V212H77ZM101 211V213H99V212ZM139 211H141L142 212V214H143V217H144V219L142 218V214L139 212ZM146 212L145 213V216H144V213L143 212ZM161 211V212H160ZM186 211V212H185ZM195 211V212H194ZM197 211H199V212H197ZM212 212V213H210V212ZM214 211V212H213ZM232 211V209L230 208L229 209V212H231ZM254 211L256 212V213H254ZM1 212V211H0ZM42 211L40 210L39 211V213H41ZM76 212V213H75ZM82 212V213H81ZM105 212V213H104ZM117 212L119 213V212H122L123 214H117ZM124 212H126V213H124ZM138 212V213H137ZM149 212H151V214H148ZM159 212L161 213V214H159ZM166 212V213H165ZM202 213V216L200 215L201 213ZM217 212H219V213H217ZM223 212H225V213H223ZM253 214H252V213ZM257 212H259V213H257ZM11 213V214H10ZM43 213V212H42ZM66 213H68V214H66ZM72 213V214H71ZM95 213H97V214H99V216L97 215V218H96V215H95ZM102 213H104V214H106V216L107 217H112L111 216V213H113L114 214V217H116L115 216V213H116V215H124V216H122L123 218H125L124 220H123V218L122 217H116V218H119V219H117L118 221H116V219L114 220L115 222H116V224H119V222H122V220L125 222H122L123 224L122 225H119V226H121L120 228H122V226L123 225H125L126 223H127V227L128 228H130L129 230H131V231H129V237L126 239L127 241L126 242H128L129 243V247L130 248H132V254H130L129 256H131L130 258H126L127 260H125V257H122V256H119V255H117V253H121V248H123L122 247V245H117V244H115V238H107V240H106V242H105V240L103 239V238H105V237H103L104 235L102 234V232H97V231H99L100 229H101V226H100V224H99V221L100 222H102V220H103V217H104V214H103V216H101V214ZM165 213V214H164ZM192 213V214H191ZM200 213V214H199ZM210 213V214H209ZM215 213L217 214V215H215ZM223 213V214H222ZM251 213V214H250ZM2 214L0 213V217H3L2 216ZM83 216H81V215ZM86 214H87V212H86ZM93 214H94V216H93ZM126 214V215H125ZM139 214H141V217H140V219L142 218L144 221H145V219L147 220V223L148 224H144L145 222L141 219H139L140 221H142V222H140L138 219L137 220H135L136 219V217L138 216V218H139ZM162 214H164V217H165V219L164 220H166L165 221V223H164V221L162 220V219H160V217L161 218H163L162 217ZM236 214V215H235ZM254 214H256L255 215V217L256 218H254V220H253V218L252 217H250V216H253ZM73 215V216H72ZM131 215H132V218H133V216H135L133 219L132 218H130L131 217ZM150 215H152V216H150ZM173 215V216H172ZM189 215H191L190 217H189ZM194 215V218L197 220H194V218H192V216ZM198 215H200L201 216V218H199L200 216H198ZM215 215V216H214ZM228 215H229V227H228V229L227 228H223V227H219L218 225V223L219 222H217L218 221V219H219V217H221V216H224V217H228ZM249 215V216H248ZM101 216V217H100ZM126 216V217H125ZM146 216H149V217H147V218H145ZM155 216H158V218H156ZM232 216H233V218H232ZM237 216H239L240 218L238 219V217ZM243 216V217H242ZM244 216H246V217H244ZM80 217H82L83 218V220H82V218H80ZM86 217H88V218H86ZM99 217V218H98ZM154 217V218H153ZM168 217V218H167ZM172 217H174V218H172ZM177 217V218H176ZM180 217V218H179ZM211 217V219H209ZM254 217V216H253ZM69 218H72L71 220L69 219ZM122 218V220L121 221H119L120 219ZM176 218V219H175ZM235 218V221L233 220ZM242 218V219H241ZM245 218H248L247 220L245 219ZM251 218V220H253V221H257V218H258V220L260 221V225H259V223H258V225L260 226H258L257 224H255V222H253L252 221V223H254L253 225H255V226H253L252 225V223H251V220H249ZM43 219V218H42ZM42 219H37L39 222H40V220H42ZM78 219V220H77ZM84 219H86V220H84ZM87 219L89 220V222H90V224H91V222L93 223V224H96L97 226H95V225H93V227L87 222ZM91 219V220H90ZM113 219V218H112ZM132 219V221L131 222H133L132 224L130 223V220ZM152 220L151 222H150V220ZM155 220V224L157 225V227H159L158 229H159V231L157 232V227L155 226H153V230H152V225H153V223H154V220ZM171 219H172V222L173 221H175V222H173V224H172V222H170L171 221ZM173 219H175V220H173ZM178 219H180V222L179 223H177V224H175L177 221H178ZM200 219V220H199ZM202 219V220H201ZM245 219V221H247V222H250L249 224H251L252 226H247V224H245V223H247V222H245V221H243ZM148 220H149V222H148ZM163 222H162V221ZM169 221V223H167L168 221ZM177 220V221H176ZM186 220H187V222H186ZM206 222H205V221ZM215 220V221H214ZM217 220V221H216ZM231 220H232V222H231ZM38 221H36L35 223H37ZM71 221H72V223H71ZM84 221H86V222H84ZM127 221V222H126ZM157 221V222H156ZM196 221V222H195ZM210 221V223H209V227H210V229L208 230H205L206 229V227H207V222H209ZM219 221H220V219H219ZM233 221H234V223H233ZM239 221H240V225L243 223L244 225H243V227H241L239 224H237V223H239ZM258 221V222H259ZM75 224H74V223ZM79 222H83L81 225H82V227H80L79 226ZM96 222V223H95ZM115 222H113V223H111L110 224V226H111V230H113L114 231V233L117 235L118 234V232L119 231H122V230H119L120 228H118V225H116L117 227H115L114 226V224H115ZM140 222V223H139ZM144 222V223H143ZM159 222V223H158ZM160 222H162L163 224H165L166 226H164L162 223H160ZM189 222V224H188V226L190 225V227H192L191 225H193V227L194 228H197L199 225H200V227H199V229H194V228H188V226H186V227H184L183 228V226H185V224L187 225V223ZM190 222H191V224H190ZM195 222V223H194ZM200 222H203V223H205V225L203 224V223H200ZM211 222H212V224L213 223H216L217 222V224H214L213 226H212V224H211ZM42 223H44V224H42ZM135 223V224H134ZM137 223H139V224H143L144 226H139V227H135L134 228V226H138L139 224H137ZM151 223V224H150ZM167 223V224H166ZM170 223L172 224V225H170ZM257 223V222H256ZM70 224V225H69ZM74 224V225H73ZM141 224V225H142ZM154 224V225H155ZM162 224V225H161ZM176 225V228H175V225ZM197 224V225H196ZM199 224V225H198ZM201 224H203L202 226H201ZM233 224V228H235V229H233V230H235V231H233L232 230V227H231V225ZM235 224V225H234ZM263 224V225H262ZM36 226H34V229L36 230L37 229V234L38 233H41L42 231H43V229L45 228V230L47 231V230H49V228H47L46 229V226H47V223H45V220L43 219V222L41 221L40 222V224H35ZM41 227H43L44 226V228L43 229H40L39 228V231H38V228L37 227H39V226ZM84 225V226H83ZM87 225V226H86ZM148 225H150V226H148L150 229H149V231H148V229H146V228H148L147 226ZM159 225H161L162 226V228H161V226H159ZM167 225H168V227H167ZM178 225V226H177ZM216 225L219 227H217L216 228ZM239 225V226H238ZM13 226V227H12ZM75 226V227H74ZM90 226H91V228H90ZM95 226V227H94ZM164 226V227H163ZM172 226V228L174 227V230L176 229V233L175 232H170L169 233V231H172L173 229H170V227ZM181 226V227H180ZM195 226H197V227H195ZM204 226H206V227H204ZM247 226V227H246ZM259 228H258V227ZM41 227V228H42ZM73 227H74V230H73ZM97 227V229L98 228H100V229H98L97 231H94V230H96L95 228ZM126 227V229H128ZM144 227V228H143ZM167 227V229H164V228H166ZM211 227H212V229H213V227H214V229H213V231L211 230ZM236 227L238 228V229H240V230H237L236 229ZM241 227V228H240ZM249 227H251V228H253V230H248V231H246ZM256 227V228H255ZM81 230H80V229ZM92 228H94V229H92ZM117 228V229H116ZM136 228H138V231H141L140 233H142L141 235L143 236V237H147V238H145V240H143V242H142V240H141V235H140V233L139 232H137V229ZM139 228H141V229H139ZM144 230H143V229ZM155 228V229H154ZM179 228V229H178ZM182 228V229H181ZM185 228H187V229H189L188 231H189V233L190 234H193V235H190V237L191 238H189V234H187V236H186V233L188 232L187 231V229L185 230V235H184V229ZM201 228V229H200ZM208 228V227H207ZM9 229V230H10ZM78 229H79V231H78ZM82 229H83V231H82ZM157 229V230H156ZM194 229V230H193ZM203 229V230H202ZM216 229H219V230H216ZM224 230V231H222V230ZM246 229V230H245ZM43 231V233L42 234H38L39 236H48V234L50 233V231H48V234L46 233L45 234V232L46 231ZM117 230V231H116ZM119 230V231H118ZM162 230V231H161ZM166 230H168V233H167V231ZM196 230H198V231H196ZM200 230V231H199ZM223 232V234L225 233V235H224V237H223V235H222V232ZM230 231V234H229V232L228 231ZM243 232H242V231ZM64 231V230H63ZM62 231V232H63ZM66 231H68V233L66 232ZM71 231H73L72 232V236H71V233L70 232ZM82 231V232H81ZM102 231V230H101ZM142 231H145L144 233L146 234V231L147 232H150V231H153L154 233H152V232H150V233H152L151 235H145V234H143V232ZM193 231H195L196 233H193ZM203 231H204V233H203ZM205 231L207 232V233H205ZM212 231V232H211ZM218 231H219V234H218ZM233 231V232H232ZM238 231H240L241 232V234L242 235H245V236H248V238L250 237V234H251V237L248 239H246V237L245 236H243V237H245L244 239H243V241H242V239H240V240H234V239H232L231 237H232V234H237V233H239ZM253 231H255V232H253ZM81 232V233H80ZM132 232H133V234H132ZM159 232H165L164 234L162 233H159ZM180 232H183L182 233V236L180 237ZM197 232H199V233H197ZM211 234V233H213L212 235H210L209 233ZM216 232V236L219 238V236L221 235V237L219 238V239H217L216 240V236L214 235V233ZM229 234L227 237H226V235H227V233ZM232 232V233H231ZM246 232V233H245ZM248 232H251L250 234L248 233ZM256 232H257V234H256ZM78 233H79V235H78ZM100 233V234H99ZM125 233V232H124ZM138 233V234H137ZM156 233V234H155ZM168 234V235H165V234ZM76 234V235H75ZM80 234H82V235H80ZM96 234H97V236H96ZM114 234V235H115ZM127 234V233H126ZM135 234H137V236L135 235ZM204 234V235H203ZM206 234V235H205ZM234 234V235H235ZM50 236H48V238H47V242H46V238H45V240H42V241H44V242H46L47 244H49V243H52L51 241H50V239H49V237L50 238H52V235L51 234H49ZM98 235H99V237H98ZM139 235V236H138ZM145 235V236H144ZM183 235H184V237H186V240H185V238L183 237ZM195 235V236H194ZM202 235V236H201ZM233 235V236H234ZM254 235V236H253ZM42 236V237H43ZM78 236H81V239L77 242V238H78ZM102 236V237H101ZM118 236H119V234H118ZM130 236H132V237H130ZM141 236V237H140ZM149 236V237H148ZM156 236V237H155ZM161 236V237H160ZM166 239V240H163L162 241V238L163 237ZM168 236V239H169V241L170 242H168L167 240V237ZM196 236H197V238H196ZM200 238H199V237ZM212 236H215V237H213L212 238ZM229 236H230V238H229ZM62 237V238H61ZM67 237V238H66ZM69 237V238H68ZM72 237V238H71ZM84 237V238H83ZM140 237V238H139ZM142 237V238H143ZM155 239H154V238ZM183 237V238H182ZM195 238L196 240H198L199 239V241H193V238ZM202 237V238H201ZM204 237V238H203ZM208 237H209V242H207L208 241ZM213 239H211V238ZM30 238V239H29ZM44 238V237H43ZM42 238V239H43ZM95 238H96V240H95ZM100 238V239H99ZM102 238V239H101ZM150 238V239H149ZM159 238V239H158ZM160 238H161V240H160ZM178 238V239H177ZM228 238V239H227ZM1 240H3L4 241V239L3 238H0ZM28 241H27V240ZM84 239V240H83ZM104 240L102 243L100 242V241H98V240ZM111 239H112V243H111ZM131 240V242H133V244H134V246L133 247H131L132 246V243H130L129 241ZM136 239H138V241L136 240ZM144 239V238H143ZM147 239V240H146ZM180 239V240H179ZM188 239V240H187ZM203 239V240H202ZM205 239V240H204ZM211 239V240H210ZM22 240H21V242H22ZM30 240V241H29ZM61 240V241H60ZM71 240H73V242H75V244H78V245H75ZM83 240V242H81ZM139 240H141L140 241V244L139 243H136V242H139ZM201 240V241H200ZM226 240V241H225ZM248 240V241H247ZM66 241V244L65 243H61V242H65ZM99 242V243H96V242ZM118 241V242H117ZM154 243H153V242ZM158 241V242H157ZM179 241V242H178ZM189 241V242H188ZM213 241V242H212ZM223 241V242H222ZM230 241V242H229ZM234 241V242H233ZM239 241V242H238ZM30 242V244L32 245V246H30V244H28V243ZM36 242V243H35ZM60 242V243H59ZM77 242V243H76ZM79 242H80V244L82 243V245H81V247L83 246V248H81V247H77V246H80L79 245ZM108 242V243H107ZM116 242L117 243H119V240L117 239L116 240ZM152 242V244H150V243ZM157 242V243H156ZM211 242V243H210ZM33 243V244H32ZM104 244L105 245V248H103L102 249V247H103V245L101 246V245H96V244ZM159 243V244H158ZM162 243H167V245L166 244H162ZM176 243H177V245H176ZM195 243H196V245H195ZM209 243V244H208ZM214 243L216 244V245H214ZM226 243H228V244H226ZM60 244H62V245H60ZM73 244V245H72ZM93 244L94 245H96V248H95V246H93ZM107 244V245H106ZM109 244V245H108ZM111 244H112V246H111ZM114 244H115V246H114ZM139 244V245H138ZM143 244L144 245H146L145 247L146 248H143L142 249V247L141 246H143ZM150 245V246H148V245ZM154 244V245H153ZM156 244H157V246H156ZM164 245L166 248H168L169 246L170 247H172V248H168V250H166V252H164L165 250H163V248H165L164 246L163 247H161L162 245ZM188 244V245H187ZM194 244V245H193ZM206 244H207V246H206ZM234 244V245H233ZM238 244H239V246H238ZM36 245V246H35ZM65 245V246H64ZM71 245H72V247H71ZM87 245V246H86ZM169 245V246H168ZM172 245V246H171ZM211 245V246H210ZM27 246V247H28ZM63 246H64V249H63ZM69 246H70V249H69ZM101 248H100V247ZM119 248H118V247ZM124 246V245H123ZM152 246V247H151ZM190 246V247H189ZM194 246V247H193ZM201 246V247H200ZM209 246V247H208ZM212 246H214V247H212ZM237 246L239 247V248H237ZM66 247V248H65ZM88 247H90V248H88ZM111 247H113V249H111ZM139 247H141V249L144 251H142L141 252V250H140V248ZM144 247V246H143ZM162 249H161V248ZM193 247V248H192ZM203 247V248H202ZM211 247V248H210ZM11 248H14V247H11ZM17 248L18 249H20L21 250V246L20 247H18L17 246ZM74 248H76L74 251H71V250H73ZM92 248H94L96 251H94V249H92ZM116 248V249H115ZM125 248V247H124ZM135 248V249H134ZM137 248V249H136ZM161 250V251H159V249ZM165 248V249H166ZM188 248H186V249H188ZM207 248H210V250L209 249H207ZM217 248V249H216ZM235 248H236V250L237 249H239V250H235ZM247 248V250H245ZM16 249V247L14 248V249H12V251L11 252H13L12 253V255L13 254H15V255H13L14 257L15 256H19V257H21V259H23L25 256L23 255V254H29V253H27L26 252V250L24 251L23 250V253H21L20 254V250H18V249H16V251H13V250H15ZM37 249V250H36ZM69 249V250H68ZM82 249V250H81ZM88 249V250H87ZM91 249L93 250V251H91ZM102 251H101V250ZM105 249V251L106 252H103V250ZM146 249V250H145ZM148 249V250H147ZM159 252H161V253H163V254H161L160 253V255H158V251ZM195 249H197V251L195 250ZM67 250L69 251V252H67ZM113 250V251H112ZM119 250V251H118ZM135 250V251H134ZM140 250V251H139ZM190 250V249H189ZM200 250V251H199ZM213 252H212V251ZM218 250V251H217ZM245 250V251H244ZM18 251H19V255H18ZM30 251V250H29ZM58 251V253H56ZM83 251V252H84ZM108 251V252H107ZM109 251H112L111 253L109 252ZM133 251H134V253H133ZM148 252V254H146L147 252ZM153 251V252H152ZM208 251H210L211 253H209ZM216 251L217 252H220L219 254L221 255H217V256H215V254H216ZM21 252H22V250H21ZM65 252V253H64ZM73 252V253H72ZM115 252H117V253H115ZM138 252H141V254H142V256L140 257L139 256V254H138ZM146 252V253H145ZM171 254H170V253ZM63 253V254H62ZM71 253H72V255H71ZM112 253L114 254V255H112ZM145 253V254H144ZM155 253V254H154ZM157 253V254H156ZM209 255H208V254ZM212 253H215V254H213L212 255ZM46 254V255H45ZM67 254V255H66ZM84 254V253H83ZM223 254V255H222ZM226 254V255H225ZM44 255V256H43ZM58 255H59V258H58ZM65 255V256H64ZM137 255L139 256L138 257V261L137 260H135V259H137ZM147 255V256H146ZM151 255H152V257H151ZM153 255H155V256H153ZM193 255V254H192ZM12 256V257H13ZM51 258H53V259H51ZM116 256V257H115ZM145 256H146V258L147 257H150L149 258V260L148 259H146L145 260ZM171 256H172V258H171ZM220 256V257H219ZM231 256V257H230ZM242 256V257H241ZM19 257H15V258H13V259H15V261H16V264L17 263H21V264H27V263H30V261L31 260H28L29 262H27V261H25V259H24V261H20L21 259L19 258ZM134 257H136V258H134ZM143 257V258H142ZM241 257V258H240ZM121 258H123L122 260H121ZM140 258V259H139ZM170 258H171V261H172V259L174 260V261H170ZM206 258H207V260H206ZM219 258V259H218ZM236 258V259H235ZM20 259V260H19ZM56 259L58 260V262L56 261ZM110 259L112 260V261H110ZM19 260V261H18ZM37 260V259H36ZM36 260H33L34 261V264H38L37 262H36ZM43 260V261H44ZM143 260V261H142ZM210 260V261H209ZM33 261H32V263H30V264H33ZM54 261V262H53ZM109 261V262H108ZM134 261H136V262H134ZM154 261V262H153ZM45 262V264H48V263H46ZM127 262V263H126ZM147 262V263H146ZM140 263V264H141Z\"/></svg>", "mask_w": 264, "mask_h": 264}, {"label": "bare ground", "instance_id": "bare-ground-1", "mask_svg": "<svg viewBox=\"0 0 264 264\" xmlns=\"http://www.w3.org/2000/svg\"><path fill=\"white\" fill-rule=\"evenodd\" d=\"M91 1V0H90ZM224 1V3L223 4H225V2L226 3H231L232 1L231 0H223ZM235 1V0H234ZM233 1V2H234ZM239 1H242V0H239ZM257 1V0H256ZM260 1V0H259ZM92 2V1H91ZM129 2H131L130 4H132V6L133 7H131V6H128L129 5ZM154 2V7L156 8V10H157V13L159 12H162L163 14H164V16H166V17H168L169 18V20H170V22L172 23L173 22V18H174V16H175V14L177 13V10L178 9H176V6L177 5H180V6H182V4H184L185 2H186V0H154L153 1ZM194 2H195V0H194ZM215 2V1H214ZM232 2V3H233ZM238 2V1H237ZM243 2V1H242ZM81 3V2H80ZM150 3H152V1L150 2ZM150 3L148 2V0H95L93 3H90L89 5H91L92 4V7L90 6V8H91V11H90V13L89 12H87V13H89L88 14V16H84L82 19H80V17H77V16H75L76 14H74V12H75V10H77V9H79L80 8V4H79V2L77 1V0H0V205L2 204V208H1V214L3 213L4 214V212L2 211V209L3 210H6L7 208H8V205L7 204H9V203H7V201H9V200H11L12 199V197H9V191L11 190H9V187H10V185H12V186H14V191H15V193L14 192H12L13 194H15V199L13 198L12 200V202L13 203H11V204H13V205H11L10 207L12 208V211H10V212H12V216L9 218L10 219V222L12 223V225L14 224V227H15V232H13V230H11L10 228V224H9V221H8V217L9 216H7L8 214L7 213H5V215L3 216V214H2V216L3 217H0V238H3L4 239V241L3 240H1L0 239V264H16V261H15V259H13V258H15V257H19V256H13V255H15V254H13L12 255V253L13 252H11L12 251V249H14L15 247H16V249H18L17 248V246L18 247H20L21 246V250H22V252H21V250L20 249H18V250H20V254L21 253H23V250L25 251L26 250V252L27 253H29V254H23L25 257L23 258V259H21V257H19L20 259V261H24V259H25V261H27V262H29L28 260H31L30 261V263H32V261L33 260H36V262L38 263V264H45V262L47 261H45L44 260V258H41L42 256H41V254H40V256L38 257V256H36L35 255V253L38 255V251L41 249V253H43L44 251H47L48 252V254H51V255H54L55 254V250H57L58 248H59V251H60V254L59 255H61V252H62V249L60 248V246L58 247H56L55 245H57L56 243H55V239L53 238L54 237V235H56L55 233H54V235L51 233V231H57V232H59V237H60V234L61 233H64L65 232V229L68 227V220L65 218V216H64V214H65V212H64V210H62L61 211V207L60 206H55V202L53 201L54 200V198L53 199H51L52 197H49V199H48V197H47V195L46 196H44L45 194V192L44 193H42V194H44L43 196H42V194H41V192H43V191H45V189L47 190V189H51L50 188V186L48 187L46 184V187L44 186H40V188H42L43 189V191H42V189L40 190V188H38V185L36 184L35 186L37 187V189H39L40 191H38V190H36V191H38L40 194H41V196L38 194H36V191H35V187H34V185L32 184V181H33V179H32V181H31V179H30V177H29V174L27 173V172H29L30 171V169L31 168H33V170L35 169V163H36V158H39V157H36L37 155L38 156H40L44 161H43V163L44 162H46L47 160L49 161V162H52V158L56 155V156H58L59 155V152L61 151V147L63 146V148L65 149V143H67V142H69V133H68V128L69 127H71V130H72V127L74 128V130H79L80 128V131H82V129H84V128H82V127H85V129L83 130L84 132H83V134L85 133V132H87V130H88V124L89 123H91V121L88 123L87 122V118H88V116H90L89 114L92 112V113H97L95 110H97L98 111V106H100V107H102L103 106V104L105 103V102H108V100H107V96L109 97H113V99L115 100H113L112 99V103H114L113 105H115V104H117L119 101H120V98L122 97V98H124L123 96H120V93H122V90H123V88H124V86H125V78H127L128 79V81H129V84L130 83H133V81L135 80L136 81V79L139 81V79H140V77H139V75L138 76H136L135 77V75H136V73H134L132 70H130L129 69V72L131 71V73H129L128 72V69L127 68H129L128 66H130L131 64H133V62H138V61H142V55H145V54H150V52H155V50L157 51V50H159V49H157V48H160V46H158V42L156 43V41H155V43H153V44H149L150 45V47L148 48V51H150L149 53H143L142 52V55H141V52L139 51V48H141V46L140 45H138V46H136L137 44H141V45H143L142 43L145 41L146 42V37H145V34H144V37H143V35H142V37H140L141 38V40L139 39V36H140V34H138L139 33V30L142 28H140V26H138L139 24H138V19H137V17H139V16H135L134 14H136V13H132L131 12V10H133V9H129L130 7L131 8H134L135 10H136V12L138 11V12H140L141 14L143 13H148L149 11H152V10H149L148 9V5H150ZM196 3H197V5L198 6H200V8H207V9H215L216 10V7L215 6H213V4H212V1L211 0H197L196 1ZM195 3V4H196ZM218 3V2H217ZM222 3V2H221ZM235 3V2H234ZM261 3H262V1H261ZM153 4V3H152ZM151 4V5H152ZM215 4V3H214ZM220 4V3H219ZM222 4V5H223ZM239 3H237V5H238ZM250 4V3H249ZM249 4H247V5H249ZM196 5V6H197ZM221 5V4H220ZM259 5V4H258ZM261 5V4H260ZM262 5H263V3H262ZM88 6V5H87ZM129 8H128V7ZM184 6V5H183ZM197 6V7H198ZM217 6V5H216ZM228 6V5H227ZM234 6V5H233ZM236 6V5H235ZM240 6V5H239ZM238 6V7H239ZM152 7V6H151ZM179 7V6H178ZM232 7V6H231ZM252 7V6H251ZM258 7V6H257ZM261 7L262 6H259L257 9H260L261 10ZM88 9L89 8V6L88 7H85V9ZM90 8H89V10H90ZM222 8V7H221ZM224 8V7H223ZM227 8V10L229 9V7H226ZM235 8V7H234ZM236 8H237V6H236ZM248 8H250V7H248ZM253 8V7H252ZM263 8H264V6H263ZM263 8H262V10H263ZM84 9V8H83ZM233 9V8H232ZM232 9H230L229 11H231ZM247 9V8H246ZM81 10H82V8H81ZM88 10V11H89ZM149 10V11H148ZM200 10V9H199ZM226 10V9H225ZM226 10V12H228ZM234 10V9H233ZM232 10V11H233ZM241 10V9H240ZM202 11V10H201ZM209 11V10H208ZM208 11H207V13H208ZM213 11V10H212ZM244 11V10H243ZM246 11V10H245ZM248 11V10H247ZM84 12L86 13V11L84 10ZM156 12V11H155ZM203 12H205V9H204V11ZM215 12V11H214ZM220 12V11H219ZM234 12H235V10H234ZM252 12H254V11H252ZM252 12H250V13H252ZM260 12V11H259ZM262 12V11H261ZM260 12V13H261ZM82 13H83V11H82ZM158 13V14H159ZM206 13V14H207ZM263 13V12H262ZM84 14V13H83ZM208 14H210V13H208ZM257 14V13H256ZM259 14V13H258ZM257 14V15H258ZM264 14V13H263ZM234 15V14H233ZM251 15H253V14H250V16ZM262 15V14H261ZM141 16V15H140ZM217 16V15H216ZM264 16V15H263ZM76 17H77V19L79 18L80 20L75 24V22H74V20H76ZM165 17V18H166ZM207 17V16H206ZM211 17V16H210ZM230 17V16H229ZM242 17V16H241ZM212 18H214V15H213V17ZM226 18H227V16H226ZM236 18V17H235ZM245 18V17H244ZM251 18H255L254 16L253 17H251ZM259 18V17H258ZM264 18V17H263ZM262 18V19H263ZM141 19V18H140ZM224 19V18H223ZM222 19V20H223ZM232 19L233 18H231V21H232ZM261 19V18H260ZM138 20V21H137ZM168 20V21H169ZM203 20H205V18H203ZM203 20H201L202 22H203ZM215 21L217 20L216 18L214 19ZM264 20V19H263ZM189 21V20H188ZM197 21V20H196ZM213 21V20H212ZM225 21V20H224ZM260 21V20H259ZM262 21V20H261ZM191 22V21H190ZM199 22V21H198ZM210 22V21H209ZM219 22V21H218ZM222 22V21H221ZM251 22V21H250ZM263 22V21H262ZM262 22H261V25H262ZM80 23H82V24H80ZM196 23V22H195ZM200 23V22H199ZM223 23V22H222ZM148 25H149V22L147 23ZM185 24V23H184ZM194 24V23H193ZM215 24V23H214ZM250 24V23H249ZM252 24V23H251ZM251 24H250V26H251ZM187 25V24H186ZM205 25V24H204ZM207 25V24H206ZM212 25V24H211ZM216 25V24H215ZM214 25V26H215ZM219 25H223V24H219ZM246 25H248L247 23L245 24V25H243V26H246ZM260 25V26H261ZM170 26V25H169ZM180 26V25H179ZM200 26V25H199ZM213 25H212V27H214ZM262 26H264V25H262ZM261 26V27H262ZM145 27H147V25L145 26ZM182 27V26H181ZM185 27V26H184ZM204 27H206V26H204ZM204 27H201V28H204ZM209 26H207V28H208ZM215 27H218V26H215ZM249 27V26H248ZM261 27L259 28V30H261ZM177 28V27H176ZM176 28H174V30L176 29ZM245 28V27H244ZM262 28H264V27H262ZM183 29V28H182ZM194 29V28H193ZM199 29V28H198ZM206 29V28H205ZM251 29V28H250ZM185 30V29H184ZM215 30V32H216V30H218V29H214ZM225 30V29H224ZM248 29H246V31H247ZM256 30V29H255ZM175 31H177V30H175ZM192 31V30H191ZM195 31H197V29L195 30ZM199 31H200V29H199ZM203 31V29L201 30V32ZM248 31H250L251 32V30H248ZM261 31H263V29L261 30ZM261 31H259V33L261 32ZM181 33H182V31H180ZM180 32H177V34H179ZM214 32V33H215ZM250 32H249V36L251 35L250 34ZM140 33H141V30H140ZM151 33V32H150ZM186 33H187V31H186ZM194 33V32H193ZM209 33V32H208ZM214 33H212V36L214 35ZM217 33V32H216ZM226 33H227V31H226ZM252 33V32H251ZM142 34V33H141ZM174 34V33H173ZM175 34H176V32H175ZM184 34V33H183ZM198 34V33H197ZM202 34V33H201ZM205 34H206V31H205ZM204 34V35H205ZM135 35V37L136 36H138V37H136L137 38V41H135L134 40V38H133V36ZM179 35H181V34H179ZM185 35H188V34H185ZM229 35H232V34H229ZM228 35V36H229ZM237 35V34H236ZM235 35V36H236ZM241 35V34H240ZM245 35V34H244ZM200 36V35H199ZM202 36V35H201ZM215 36V35H214ZM218 36V35H217ZM219 36H221L220 34H219ZM234 36V35H233ZM185 37V36H184ZM189 37V36H188ZM195 37H197V36H195ZM222 37V36H221ZM221 37H219V38H221ZM237 37V36H236ZM241 37V36H240ZM244 37V36H243ZM253 37V36H252ZM142 38H143V41H142ZM178 38V37H177ZM177 38H175V39H177ZM180 38V37H179ZM202 38V37H201ZM209 38V37H208ZM210 38H211V36H210ZM214 38V37H213ZM223 38H228V37H223ZM234 38V37H233ZM138 39L140 40V41H138ZM230 40L232 39L231 37L229 38ZM244 39V38H243ZM196 40H198V39H196ZM212 40V39H211ZM219 40V39H218ZM218 40L216 41V43H218ZM252 40V39H251ZM254 40V39H253ZM180 41V40H179ZM214 41V40H213ZM220 41V40H219ZM225 41V40H224ZM224 41H223V43H224ZM232 41V40H231ZM244 41H246V40H244ZM136 42H139V43H137L136 44ZM200 42L202 43L203 42V40L201 41L200 40ZM215 42V41H214ZM214 42H211V43H214ZM226 42V41H225ZM230 42V41H229ZM228 42V43H229ZM237 42V41H236ZM235 42V43H236ZM198 43V42H197ZM204 43H206V42H204ZM204 43H203V45H204ZM211 43H209V45H206L205 44V47L204 46H202V47H204V49H205V51L203 52V54L205 53V57H207V60H206V62L205 63H207V61H210V59H212V58H214V56H215V51H214V49L215 50H217L215 47H217V45H219V46H221V43H218V44H216L215 43V45H210ZM232 43V42H231ZM235 43H232V44H234L235 46H233L232 44V46L233 47H231V46H229V44H228V46L226 47V48H229V47H231V48H236V44ZM244 43V42H243ZM242 43V44H243ZM247 43V42H246ZM81 44H87V46L89 47V48H87V50H85V52H84V50H82L81 49V47H80V45ZM146 44V43H145ZM196 44V43H195ZM224 44H226V43H224ZM239 44V43H238ZM251 44V43H250ZM227 45V44H226ZM246 45V44H245ZM140 46V47H139ZM146 46H148L147 44H146ZM218 46V47H219ZM137 47H139V48H137ZM143 47V49H144V45L142 46ZM201 47V46H200ZM199 47V51L200 50H202L201 48ZM217 47V48H218ZM245 46H243V48H244ZM251 47V46H250ZM146 48V47H145ZM190 48V47H189ZM231 48H229V49H231ZM237 48L239 49L240 47H238L237 46ZM242 48V47H241ZM241 48L239 49V50H241ZM247 48V47H246ZM194 49V48H193ZM197 49V48H196ZM196 49H194V52H195V50ZM221 49V48H220ZM219 49V50H220ZM228 49V50H229ZM233 49L231 50V53H228V54H231L230 56L232 57V54H234L236 51H239V50H236L235 49V51H234V53H232V51H233ZM223 50V49H222ZM227 50V51H228ZM199 51H198V49H197V52L199 53ZM203 51V50H202ZM202 51H200V53L202 52ZM218 51V50H217ZM216 51V52H217ZM225 51V50H224ZM223 51V52H224ZM227 51H225V52H227ZM241 51H244V50H241ZM240 51V52H241ZM254 51V50H253ZM192 52V51H191ZM230 52V51H229ZM240 52H238V53H240ZM252 52V51H251ZM196 53V52H195ZM199 53V54H200ZM237 53V52H236ZM242 53V52H241ZM240 53V54H241ZM256 53V52H255ZM186 54V53H185ZM198 54V55H199ZM202 54V53H201ZM199 55V56H201V57H198V58H203L204 57V55L202 54V55ZM227 54V53H226ZM226 54H224L225 55V57H227L226 56ZM243 54V53H242ZM248 54V53H247ZM187 55V54H186ZM192 55V54H191ZM235 55V54H234ZM233 55V56H234ZM239 55V54H238ZM249 55V54H248ZM145 56H148V55H145ZM203 56V57H202ZM230 56H228L227 58H230ZM152 57V56H151ZM150 57V58H151ZM188 57V56H187ZM235 57V56H234ZM234 57H232L233 59H234ZM240 57H244V56H240ZM144 58V60H145V58L146 57H143ZM148 58V57H147ZM149 58V59H150ZM223 58V57H222ZM220 59L221 60V62L220 63H222V61H223V63L225 62L223 59ZM232 58H230V60L232 59ZM239 58V57H238ZM237 58V59H238ZM246 58V57H245ZM156 59H158V58H156ZM163 59V58H162ZM215 59V58H214ZM152 60V59H151ZM169 60V59H168ZM194 60V59H193ZM204 60V59H203ZM202 60V61H203ZM204 60V61H205ZM213 60V59H212ZM217 60V59H216ZM216 60L214 61V62H216ZM227 60V59H226ZM235 60H236V57H235ZM148 61V60H147ZM158 61V60H157ZM167 61V60H166ZM172 61V60H171ZM234 61V60H233ZM201 62V61H200ZM199 62V63H200ZM213 62V63H214ZM231 62L232 61H230L229 63L231 64ZM237 61H235V63H236ZM141 63V62H140ZM143 63H146V62H143ZM149 63H151L150 61H149ZM213 63H211L212 64V66H208V67H211L212 68V70L213 71H215V69L218 67V66H224V65H227L226 63H227V61H226V63L225 64H220V65H218L219 63H218V61L216 62V63H218V64H216V66L213 68ZM234 62L232 63V65L233 64H235ZM125 64H127V68H123V69H126L127 70V72L129 73V75H127V73H125L127 76H125V74H124V72H122L123 70H122V67L125 65ZM139 64V63H138ZM203 63H201V65H202ZM136 65V64H135ZM135 65H132V67L133 66H135ZM199 65V64H198ZM197 65V66H198ZM210 65V64H209ZM236 65V64H235ZM234 65V66H235ZM139 66V65H138ZM146 66V65H145ZM151 66V65H150ZM150 66H148V67H150ZM159 66V65H158ZM161 66V65H160ZM230 67H231V65H229ZM205 67V66H204ZM203 67V68H204ZM225 67H228V65L227 66H225ZM230 67H228L230 70H231V68ZM233 67V66H232ZM131 68V67H130ZM138 68H140V67H138ZM166 68H168V67H166ZM224 68V67H223ZM228 68H225L226 70L228 69ZM133 69V68H132ZM141 69H144V67H142ZM205 69V68H204ZM225 69H222V70H225ZM228 69V72L230 71ZM134 70V69H133ZM135 70H136V68H135ZM139 70V69H138ZM146 70V69H145ZM151 70V69H150ZM157 70V69H156ZM201 70H202V68H201ZM206 70H209V69H207L206 68ZM206 70H205V72H206ZM211 70V69H210ZM210 70H209V72H210ZM226 70H225V73H226ZM125 71V70H124ZM155 71V70H154ZM158 72H159V70H157ZM161 72L162 71H166V70H164V68H163V70H160ZM168 71V70H167ZM121 72L123 73V76L121 75ZM139 72V71H138ZM203 72H204V70H203ZM214 73H217V71H215V72H213V74ZM141 74V73H140ZM148 74V73H147ZM162 74V73H161ZM210 74V73H209ZM150 75H151V73H150ZM160 75V74H159ZM220 75V74H219ZM156 76H157V74H156ZM155 76V77H156ZM227 76V75H226ZM138 77H139V79H138ZM146 77H147V75H146ZM149 77V76H148ZM151 77H153V76H151ZM206 77V76H205ZM210 77V76H209ZM221 77V76H220ZM219 77V78H220ZM228 77V76H227ZM226 77V78H227ZM136 78V79H135ZM145 78V77H144ZM144 78H143V80H144ZM218 78V79H219ZM223 78V77H222ZM149 79V78H148ZM151 79V78H150ZM149 79V80H150ZM156 79H158V78H156ZM160 79H162L161 77H160ZM212 79H213V77H212ZM142 80V79H141ZM142 80V81H143ZM217 80V79H216ZM215 80V81H216ZM224 80V79H223ZM226 80V79H225ZM127 81V80H126ZM137 81V82H138ZM142 81H140L139 83H141ZM158 81H159V79H158ZM218 81V80H217ZM221 81V80H220ZM144 82V81H143ZM142 82V83H143ZM152 82V81H151ZM213 82V81H212ZM223 82V81H222ZM126 83H128V82H126ZM141 83V84H142ZM145 83V82H144ZM147 83V82H146ZM156 83V82H155ZM220 83V82H219ZM137 84V83H136ZM135 84V85H136ZM148 85H149V83H147ZM157 84V83H156ZM179 84V83H178ZM182 84V83H181ZM180 84V85H181ZM217 84V83H216ZM132 87H134V85H132V84H130ZM161 85H162V82H161ZM160 85V86H161ZM127 86V85H126ZM158 86V85H157ZM163 86V85H162ZM179 86V85H178ZM184 86H185V83H184ZM150 87H151V85H150ZM164 87V86H163ZM162 87V88H163ZM181 87H182V85H181ZM135 88H138L137 87V85H136V87ZM141 88V87H140ZM148 88V87H147ZM189 88V87H188ZM134 89V88H133ZM133 89H130L132 92H133ZM139 89V88H138ZM138 89H136V90H138ZM142 89V88H141ZM155 89V88H154ZM180 89V88H179ZM143 90H144V87H143ZM146 90V89H145ZM144 90V91H145ZM158 90V89H157ZM182 90V89H181ZM184 90H186V88L184 89ZM183 90V91H184ZM125 90H123V92H124ZM144 91L143 92H141V90H140V92L143 94V96L145 95L144 94ZM152 91H153V89H152ZM183 91H180V92H183ZM135 92V91H134ZM147 92V91H146ZM145 92V93H146ZM149 92V91H148ZM137 93H139V92H137ZM137 93H136V95H137ZM141 93H139L138 95H137V97L141 94ZM150 93V92H149ZM152 93H153V95H152ZM151 94H149V99H151L150 97H151V95H152V97L154 96V92H152ZM194 93V92H193ZM196 93H197V91H196ZM123 94H125V92L123 93ZM128 94H129V91H128ZM148 94V93H147ZM183 95H184V93H182ZM186 94H187V92H186ZM185 94V95H186ZM198 94V96H199V93H197ZM133 95V94H132ZM136 95H133V96H131V98H135L136 97ZM191 95V94H190ZM190 95H188V97L190 96ZM195 96H196V94H194ZM124 96H126V95H124ZM129 96V98H130V95H128ZM142 96V95H141ZM139 97L138 98V100L140 99V98H142V97ZM191 97V96H190ZM127 99V101H126V98H125V101L126 102H128L130 99ZM144 98H145V96H144ZM143 98V99H144ZM197 98V97H196ZM111 99V98H110ZM110 99H109V101H110ZM190 99V98H189ZM192 100H193V98H191ZM190 99V100H191ZM138 100H133L134 101V104L132 103L133 101H131V104L129 103V105H128V103H126V109H127V111H125V112H127L128 113V115H126V116H124L123 118H121V117H119V119H121V122H122V124H123V128H125L124 127V125H128L129 127L128 128H131V127H134V126H136V128H137V126H139L138 125V123H139V121H141L142 119H144L145 118V116L146 115H148L149 113L151 114V112L153 111V105H154V103H153V100H152V102H151V100L149 101L148 100V98L146 97V100L148 101V103L150 104H153L152 105V110H151V112H146L147 111V109H150L149 107H148V105L146 104V102H145V104L147 105V106H145V105H142L143 107H146V111H145V115L143 114L142 115V117H141V115H139V114H141L142 112H144L142 109V111L139 109V108H141V107H139L140 106V104H137V105H139V106H137L135 103H139V101ZM142 100V99H141ZM118 101V102H117ZM121 101H122V99H121ZM120 101V102H121ZM144 100H142L141 102H143ZM188 101V100H187ZM111 102V101H110ZM116 102V103H115ZM123 102V101H122ZM140 102V103H141ZM111 103V104H112ZM125 102H123V104H124ZM194 103V102H193ZM106 104V103H105ZM104 104V105H105ZM186 104V103H185ZM188 104V103H187ZM195 104V103H194ZM112 105V106H113ZM119 105V104H118ZM121 105V104H120ZM125 105V104H124ZM127 105H128V107H127ZM134 105H136V106H134ZM149 106H151V105H149ZM103 107H105V106H103ZM102 107V109H104ZM121 107V106H120ZM119 106H117V108L119 109L120 108ZM125 107V106H124ZM139 107V108H138ZM191 107V106H190ZM193 107V106H192ZM195 107V106H194ZM115 108V107H114ZM116 108V109H117ZM112 109V108H111ZM117 109V110H118ZM122 109H123V107H122ZM139 109V111H141V113L139 112V116L141 117H139L138 115L136 116L135 115V113H136V111ZM187 109V108H186ZM190 109V108H189ZM120 110V109H119ZM93 111H95V112H93ZM100 111H101V108H100ZM178 111V110H177ZM182 111V110H181ZM184 111H185V109H184ZM195 111V110H194ZM201 111H203V109L201 110ZM205 111V110H204ZM116 112V111H115ZM118 112V111H117ZM187 112V111H186ZM193 112V111H192ZM196 112V111H195ZM195 112H194V114H195ZM100 113V112H99ZM99 113H97V115L96 116H100L99 115ZM124 113V112H123ZM138 113V112H137ZM148 113V114H147ZM153 113V112H152ZM185 113V112H184ZM190 113H191V111H190ZM202 113H204V112H202ZM200 114V115H203V114ZM118 114L120 115L121 113H119L118 112ZM117 114V115H118ZM126 114V113H125ZM133 114V115H132ZM207 114V113H206ZM209 114V113H208ZM123 115V114H122ZM154 116V115H153ZM195 115H193V117H194ZM197 116V115H196ZM91 117V116H90ZM116 117H118V116H116ZM138 117L141 119V120H138ZM148 117H150V115L148 116ZM201 117V116H200ZM208 117V116H207ZM207 117H205V118H207ZM97 118L98 117H96L95 119V121H96V123H97ZM184 118V117H183ZM182 118V120H185L184 121V124L183 125H185L184 126V128L186 127V129H188V131H190V134L193 136V140H195V138H196V140H197V142H198V132H197V130L195 131L194 130V124H193V122H196L195 120H194V118H193V120H192V118H191V121L189 120V118L187 119H183ZM203 118V117H202ZM209 118V117H208ZM90 119V118H89ZM93 120H94V118H92ZM117 119V118H116ZM118 119V120H119ZM150 119H151V117H150ZM154 119V118H153ZM146 121V123H147V121H148V118H147V116H146V119H145ZM203 121L205 120L206 122L204 123L203 122V124L202 125H205L204 127H201V129L203 128H206L207 129V132H205L207 135H205V136H210L211 134L213 135V133L214 132H212V131H214L212 128V130L210 129V126H209V124H210V122H211V120H206V119H202ZM94 121V122H95ZM144 121V120H143ZM209 123H208V122ZM115 122V121H114ZM117 122H120V121H117ZM120 122V123H121ZM145 122H142L141 123V125L143 124V123H145ZM150 122H152V121H150ZM150 122H149V124H150ZM155 122V121H154ZM180 122H182V121H180ZM198 122V121H197ZM88 123V124H87ZM93 123V122H92ZM145 123V124H146ZM153 123V122H152ZM201 123V122H200ZM121 124V125H122ZM154 124V123H153ZM208 124V125H207ZM93 125H95L94 123H93ZM121 125H119V126H121ZM144 125V124H143ZM143 125H142V127H143ZM152 125V124H151ZM156 124H154V126L152 125V127H156L155 126ZM182 125V126H183ZM198 125V124H197ZM89 126H91V124H89ZM88 127V128H87ZM122 127V126H121ZM141 127V126H140ZM141 127V128H142ZM196 127H198V126H196ZM214 127V126H213ZM145 128H146V126H145ZM150 127H148V129H149ZM154 128H153V130H154ZM216 128V127H215ZM126 129H127V127H126ZM147 129V130H148ZM129 130V129H128ZM131 130H135V129H133V128H131ZM141 130V129H140ZM146 130V131H147ZM152 130V129H151ZM150 129H149V131H151ZM184 130V129H183ZM211 130V131H210ZM136 131H137V129H136ZM143 131V130H142ZM145 131V130H144ZM187 131V132H188ZM79 132V131H78ZM130 132V131H129ZM156 132V131H155ZM185 132V131H184ZM72 133V132H71ZM132 133H133V131H132ZM137 133V132H136ZM140 134H141V132H139ZM153 133V132H152ZM198 133V134H197ZM215 133H216V131H215ZM219 133V132H218ZM38 135V139H39V145H35V148H33V147H27L26 148V146H28V144L27 143H36L35 142V140L36 139H34V136L35 135ZM134 134V133H133ZM142 134H143V132H142ZM145 135V134H144ZM199 136H200V134H199ZM215 136V135H214ZM137 137H138V133H137ZM144 138V136H142L141 135V137L140 138ZM146 137V136H145ZM187 137H188V135H187ZM201 137V136H200ZM199 137V140H201V138ZM218 137H219V135H218ZM71 138V137H70ZM205 138V137H204ZM143 140V139H142ZM145 141V140H144ZM187 141V140H186ZM21 142V144H19ZM70 142H71V140H70ZM142 142V141H141ZM188 142V141H187ZM197 142L196 143H194V144H196V145H198L197 144ZM213 142V141H212ZM211 142V139H209L208 138V140H207V142H205L206 144H207V155H209V157H211V158H215L216 156H215V149L212 147V143ZM220 142V141H219ZM64 143V144H63ZM144 143V142H143ZM184 143V142H183ZM199 143H200V141H199ZM204 143V142H203ZM203 143H200V144H202L203 145ZM214 143V142H213ZM19 144V145H18ZM73 144V143H72ZM71 144V145H72ZM144 144H146V142L144 143ZM81 145V144H80ZM80 145H75V144H73L72 145V150L74 151H72L71 150V146H69V149H70V151L71 152H73V153H75V155L73 156V154H72V156L73 157H70L73 161H77V160H80V161H78V162H81V159H84V158H88V159H90L89 158V155H88V153H83V155H80L79 154V152H78V150H80L79 149V146ZM192 145V144H191ZM196 145H193V146H196ZM193 146H191L192 148H193ZM206 146V145H205ZM204 146V147H205ZM214 147H215V145H213ZM142 147H144L143 145H142ZM141 147V148H142ZM186 147V146H185ZM184 147V148H185ZM201 147H203V146H201ZM203 147V148H204ZM217 147H219V145H217L216 146V148ZM183 148V147H182ZM181 148V149H182ZM190 148V147H189ZM191 148V149H192ZM31 150L32 152H31V154H29L28 155V153H24V152H26V151H28V150ZM198 149V148H197ZM201 149V148H200ZM189 150V149H188ZM193 150H194V148H193ZM196 150V149H195ZM205 150V149H204ZM64 151V150H63ZM62 151V152H63ZM167 151V150H166ZM200 152H201V150H199ZM198 150H197V152H199ZM203 151V150H202ZM196 153V151L194 152V154ZM205 153V152H204ZM162 154V153H161ZM164 154H165V152H164ZM167 154V153H166ZM181 154H182V152H181ZM201 153H198V155H200ZM163 155V154H162ZM180 155V154H179ZM178 155V156H179ZM191 155H192V152H191ZM216 155H218V154H216ZM55 156V157H56ZM60 156V155H59ZM58 156V157H59ZM62 156V155H61ZM169 156V155H168ZM195 156V155H194ZM197 156V155H196ZM195 156V157H196ZM219 156V155H218ZM181 158H182V156H180ZM185 157V156H184ZM198 157V156H197ZM201 157V156H200ZM208 157V159H211V158H209ZM61 158V157H60ZM175 158V157H174ZM187 158V157H186ZM189 158V157H188ZM53 159H55V158H53ZM165 159H166V157H165ZM183 159V158H182ZM198 159H201V158H198ZM197 159V160H198ZM222 159V158H221ZM220 159V160H221ZM41 160V159H40ZM57 160V159H56ZM93 160V159H92ZM159 160V159H158ZM168 160V159H167ZM177 160V159H176ZM176 160H174V161H176ZM179 161L181 160V159H178ZM219 159L217 160L216 159V161L215 162H217V161H220ZM223 160V159H222ZM55 161V160H54ZM162 161V160H161ZM184 161V160H183ZM190 161V160H189ZM193 161V160H192ZM198 161H200V160H198ZM208 161V160H207ZM210 161V160H209ZM38 162V161H37ZM48 162V163H49ZM71 162V161H70ZM212 162V161H211ZM210 162V163H211ZM215 162H213L214 164L213 165H215ZM42 163V164H43ZM182 163V162H181ZM181 163H179V164H181ZM185 163V162H184ZM194 163V162H193ZM196 163H198V162H196ZM204 163V162H203ZM224 163H225V161H224ZM224 163H222L220 166L222 167V166H224ZM47 163H45V165H46ZM53 164V163H52ZM74 164H75V162H74ZM79 164V163H78ZM198 164H201L200 162L198 163ZM205 164V163H204ZM235 164V163H234ZM76 165V164H75ZM87 166H88V162H87V164H86ZM85 165V166H86ZM155 165H157V164H155ZM39 166H41V165H39ZM44 166V165H43ZM154 166V165H153ZM169 167H170V164L168 165ZM187 166H188V164H187ZM194 166H195V164H194ZM220 166H218L217 165V167H218V169H220ZM226 166V165H225ZM224 166V167H225ZM247 166V165H246ZM249 166V165H248ZM45 167V166H44ZM52 167H54V166H52ZM52 167H49V168H52ZM158 167V166H157ZM173 167V166H172ZM171 167V168H172ZM179 167V166H178ZM185 166H183V168H184ZM189 167V166H188ZM196 167V166H195ZM204 167V166H203ZM213 167H216V166H213ZM227 167V166H226ZM174 168V167H173ZM176 168H177V166H176ZM180 168V167H179ZM178 168V169H179ZM182 168V167H181ZM211 168H212V166H211ZM223 168V167H222ZM234 168V167H233ZM242 168H244V167H242ZM37 169V168H36ZM48 169V168H47ZM46 169V170H47ZM64 169V168H63ZM82 169V171L80 172V170ZM86 169H87V167L86 168H84V170H85V172L86 173H88V170L86 171ZM147 169V168H146ZM154 169V168H153ZM159 169V168H158ZM163 169V168H162ZM175 169V168H174ZM193 169V168H192ZM215 169V168H214ZM226 169V172H227V168H225ZM225 169H220V170H222V171H224ZM235 169H237V168H235ZM255 169V168H254ZM254 169H253V173H255L254 172ZM32 170V171H33ZM39 170V168L36 170V171H34V172H38V173H40V171H38ZM45 170V169H44ZM66 170V169H65ZM69 170V169H68ZM80 170H78L79 172H80V174H78V171H76L75 172V174L77 173V175H78V177H79V179H75V178H72V180L74 179V182H76L77 180H79V183H76L77 185H79L80 184V182L82 181V180H80V179H84V178H81L80 177V175L82 176L83 174H86V173H83V168L81 167L80 168ZM149 170V169H148ZM167 170V169H166ZM180 170V169H179ZM199 170V169H198ZM201 170V169H200ZM203 170V169H202ZM201 170V171H202ZM208 170V169H207ZM212 170H213V168H212ZM220 170H217V171H220ZM247 170H248V167H247ZM249 170H250V168H249ZM248 170V171H249ZM48 171V170H47ZM92 171H93V169H92ZM146 172H148L147 170H145ZM149 171H151V169L149 170ZM153 171V170H152ZM160 171V170H159ZM158 171V172H159ZM171 171V170H170ZM174 171V170H173ZM182 172H183V170H181ZM222 171H220V173H222ZM236 172L235 173H239V171H237V170H235ZM244 171L246 172V170L244 169ZM258 171V170H257ZM27 173L28 174V177H29V179H30V181H31V184L33 185V187L32 188H28L29 187V184H30V182H26V183H24V181L26 180V179H21V180H23V182L21 181V185L23 186V185H26L27 186V189H21V185L18 183V182H16V180L18 179V177L21 175L20 173ZM42 172V171H41ZM67 172V171H66ZM162 171H160L158 174H160ZM174 172H176V171H174ZM210 171H208V173H209ZM225 172V173H226ZM229 172V171H228ZM227 172V173H228ZM233 172H234V170H233ZM81 173H83V174H81ZM93 173V172H92ZM144 175H145V173L144 172H142ZM141 173V174H142ZM150 173V172H149ZM163 173V172H162ZM161 173V174H162ZM170 173V172H169ZM171 173H172V171H171ZM177 173V172H176ZM175 173V174H176ZM178 173H179V171H178ZM181 173V172H180ZM179 173V174H180ZM184 173H186V172H183L182 174L184 175ZM189 173V172H188ZM187 173V174H188ZM206 174V175H209V174ZM225 173H223V174H225ZM235 173H234V175H235ZM18 174H20L19 176H18ZM31 174V173H30ZM34 174V173H33ZM41 174V173H40ZM43 174V173H42ZM41 174V175H42ZM45 174V173H44ZM48 174H49V172H48ZM47 174V175H48ZM74 173H72L71 172V175L72 176H74L73 175ZM141 174H139L138 176H136V178H139V176L141 175ZM157 174V175H158ZM168 174V173H167ZM195 174H197V173H195ZM229 174V173H228ZM245 174V173H244ZM243 174V175H244ZM246 174H250V173H246ZM26 175V174H25ZM35 175V174H34ZM40 175V177H39V175H36L37 177H35V178H37V181H40V180H42L44 177V175H42L41 176ZM95 175H96V177L99 175V174H95L94 173V175H93V177L91 178V180L89 179H87V178H89V177H86L87 175H84V177H86V179L87 180H84L82 183H83V185H84V183L86 182V181H88L89 183L92 181L93 182V179H96L95 178ZM133 175V174H132ZM135 175V174H134ZM133 175V176H134ZM149 175V174H148ZM148 175H146L144 178H148ZM164 175V174H163ZM168 175H170V174H168ZM177 175V174H176ZM191 175V174H190ZM203 175H205L204 174V172H203ZM233 175V176H234ZM255 175H257V174H254V176ZM261 175H262V173H261ZM22 176H24V175H22ZM22 176L20 177V178H22ZM72 176H70V178L72 177ZM88 176H90L91 177V175H90V172L88 173ZM100 176V175H99ZM97 177V180H99V178L100 177ZM150 176V180H152L153 179V176H151V175H149ZM161 176V175H160ZM171 176H173V175H171ZM180 176V179L182 178V176L181 175H179ZM179 176H177V177H179ZM211 176V175H210ZM220 176V175H219ZM227 176V175H226ZM225 176V177H226ZM238 177H240L239 175H237ZM253 176V175H252ZM27 177V178H28ZM31 177H33V175H31ZM41 177H43V178H41ZM48 177V176H47ZM75 177V176H74ZM83 177V176H82ZM119 177V176H118ZM122 177H123V175H122ZM135 177V176H134ZM133 177V178H134ZM142 177V178H143ZM176 177V178H177ZM185 177V176H184ZM187 177H188V175H187ZM200 178H201V176H199ZM216 177V176H215ZM223 177V176H222ZM221 177V178H222ZM232 177V176H231ZM247 177V176H246ZM258 177V176H257ZM24 178V177H23ZM41 178V179H40ZM46 178V177H45ZM65 178H66V173H65V171H64V174H63V176H62V179L63 180H65ZM120 178V177H119ZM126 178V177H125ZM128 178V177H127ZM130 178V177H129ZM135 178V179H136ZM155 178V177H154ZM171 178V177H170ZM170 178H168V179H170ZM189 178V177H188ZM193 178V177H192ZM192 178H191V180H192ZM199 178V179H200ZM203 178V177H202ZM205 178H206V176H205ZM209 178V177H208ZM219 178V177H218ZM227 178H228V176H227ZM233 178L235 179V178H237V177H232V180H233ZM249 179H250V177H248ZM254 178L255 177H253V180H254ZM28 179V180H29ZM168 179H166L165 181H167ZM186 181L188 180V179H186V178H184ZM183 179V180H184ZM212 179V178H211ZM217 179V178H216ZM222 179H225V178H222ZM221 179V180H222ZM230 179V178H229ZM228 179V180H229ZM239 179V178H238ZM238 179H235V180H237V181H239ZM248 179V180H249ZM255 179H258V178H255ZM264 179V178H263ZM19 180V179H18ZM28 180H26V181H28ZM47 179H45V180H43V181H46ZM71 179H69V181L68 182H72V181H70ZM101 180V179H100ZM119 180V179H118ZM130 180H131V178H130ZM133 180V179H132ZM138 180V179H137ZM137 180L135 181L136 183V186H137V184H138V182H137ZM139 180H141V179H139ZM149 179H147V181H148ZM149 180V185L151 184V186L152 185H154V186H152L153 188L152 189H154V191H157V189H158V191H159V188L161 187H159V188H157L156 186H155V184L156 183H154L155 182V179L154 180H152V181H150ZM173 180V179H172ZM176 180H178V178L176 179ZM182 180V181H183ZM196 180V179H195ZM205 180V179H204ZM203 180V182H204V185H205V181ZM218 180H220V179H218ZM218 180H216V181H218ZM221 180H220V182L219 183H217L216 184V182H215V180H214V183L216 184V185H220V183H221ZM227 180V181H228ZM231 180V179H230ZM121 181V180H120ZM119 181V182H120ZM126 181V180H125ZM134 181V180H133ZM143 181V180H142ZM147 181H145V183H143L144 185H142V186H139V188L142 190V193H138L139 191V189L138 188H136L135 187V184L133 185L135 188H136V190L138 191L137 193L139 194V196L141 195H143L144 197H145V199H143V200H146V198H147V201H148V198L149 197H147L146 196V192H149L148 190H147V188L148 187H146L147 185H146V182ZM154 181V182H153ZM161 181V180H160ZM164 181V182H165ZM171 181V180H170ZM180 181V180H179ZM190 181V180H189ZM189 181H187V184H188V182ZM198 181H200V180H198ZM222 181H225V180H222ZM241 181V180H240ZM9 182L10 183H12V184H9ZM42 182V181H41ZM91 182V185L94 183V182H96V180L92 183ZM126 182H128V181H126ZM144 182V181H143ZM163 182V181H162ZM172 182V181H171ZM196 182H197V180H196ZM202 182V183H203ZM243 182V181H242ZM246 182H248L247 180H246ZM259 182V181H258ZM262 182V181H261ZM27 183H28V185H27ZM34 184L35 183H38V182H33ZM45 183V182H44ZM46 183H47V181H46ZM64 183H66V180H65V182H63L62 184L64 185ZM82 183H81V187H82ZM89 183L87 184L88 186H89V188H90V185H89ZM97 183V182H96ZM96 183H95V185H96ZM125 183V182H124ZM132 183V182H131ZM140 183H142L141 181H140ZM139 183V184H140ZM148 183V182H147ZM154 183V184H153ZM159 183V182H158ZM182 183V182H181ZM186 183V182H185ZM190 183V182H189ZM194 183V182H193ZM229 183V182H228ZM235 182L233 181V183H232V181H231V184L230 185H232V184H234ZM244 183V182H243ZM39 184V183H38ZM67 184H69V183H67ZM73 184V188H75L74 187V185H76V184H74V183H71V184H69V185H72ZM113 184V183H112ZM111 184V185H112ZM119 185H120V187L122 186L120 183H118ZM117 184V185H118ZM126 184V183H125ZM169 184H170V182H169ZM179 185V187H180V183L179 182H176V185ZM183 184V183H182ZM181 184V186L183 187V185ZM186 184V185H187ZM192 184V183H191ZM196 184V183H195ZM224 183H221V185L220 186H222V187H219V188H222V192L224 191L223 190V186L224 185H226V184H224ZM248 184H249V182H248ZM252 184V183H251ZM260 184V183H259ZM262 184V183H261ZM264 184V183H263ZM9 185V186H8ZM40 185V184H39ZM49 185V184H48ZM66 185V184H65ZM94 185V186H95ZM146 185V186H145ZM157 185H159V184H157ZM163 185V184H162ZM172 185V184H171ZM174 185V184H173ZM172 185V186H173ZM177 185V186H178ZM185 185V184H184ZM202 185V184H201ZM207 185H210V184H207ZM216 185H214L213 184V186L212 187H215ZM25 186V187H26ZM80 186H78V187H80ZM88 186H85V187H88ZM124 186V185H123ZM123 186H122V188H119V186H118V191H121V189H124L125 188V186H124V188H123ZM132 185H131V187H133ZM189 187H186V189H191L190 188V184L188 185ZM199 185H197V187H198ZM206 186V185H205ZM226 186H228V185H226ZM233 186V188H234V185H232ZM243 186V185H242ZM246 186V185H245ZM256 186V185H255ZM254 186V187H255ZM263 186V185H262ZM67 187H69L68 185H67ZM66 187V188H67ZM81 187H80V189H81ZM98 187H100V186H98ZM127 187V186H126ZM129 187V186H128ZM157 188L156 190H155V188ZM169 187V186H168ZM168 187H166V188H168ZM174 187H176V186H174ZM192 187V186H191ZM197 187H194V188H196L195 189V191L197 192ZM200 187V186H199ZM198 187V188H199ZM209 187V186H208ZM239 187V186H238ZM247 187H249V186H247ZM10 188H12V187H10ZM73 188H71L70 187V189L68 190V188H67V192L68 191H70V190H72L71 192H69V196H70V193L72 194V196H73V192H75L76 193V188L74 189L75 191H73ZM92 188H94V187H92L91 186V190H90V192L92 191ZM134 188V189H135ZM144 188H146V190L147 191H145V193L146 194H143V189ZM162 188V187H161ZM165 188V187H164ZM177 188V187H176ZM175 188V189H176ZM206 188V187H205ZM216 188V187H215ZM228 188H229V186H228ZM231 188V187H230ZM242 188V187H241ZM246 188V187H245ZM262 188V187H261ZM56 189V188H55ZM58 189V188H57ZM87 189V188H86ZM98 188H96V190H97ZM101 189H103L102 188V186H101ZM107 189V188H106ZM113 189V188H112ZM128 189L129 188H127L126 190L128 191ZM133 189V190H134ZM151 189V190H152ZM163 189V188H162ZM168 189H172V188H168ZM184 189V188H183ZM201 189V188H200ZM211 188L209 187V189L208 190H210ZM217 189L218 188H216V191H217ZM224 189H226L227 190V187H225ZM256 189V188H255ZM49 190H47L46 192H47V194H48V191ZM60 190H61V188H60ZM78 190H79V188H78ZM88 190V189H87ZM86 190V191H87ZM94 191H95V189H93ZM104 190H105V188H104ZM109 190H111V186H110V189H107V191H109ZM114 190H116V189H114ZM131 190V189H130ZM130 190H129V192H130ZM133 190H132V192H133ZM150 190V191H151ZM161 190V189H160ZM164 190V189H163ZM163 190H161V191H163ZM179 190H180V188H179ZM192 190V189H191ZM202 190V189H201ZM203 190H204V188H203ZM207 190V191H208ZM220 190V189H219ZM218 190V191H219ZM229 190H231V189H228L227 191L228 192H230ZM235 190V189H234ZM239 191H240V189H238ZM242 190V189H241ZM261 190V189H260ZM12 191H13V188H12ZM51 191V190H50ZM49 191V192H50ZM57 191H59V190H57ZM84 191V192H83ZM85 191V188H84V190L82 189V192H83V194L86 192ZM94 191H92L91 192V194H94L95 192ZM100 191V190H99ZM106 191V192H107ZM113 191V190H112ZM123 191V190H122ZM153 191V190H152ZM153 191V192H154ZM166 191V190H165ZM165 191H163V192H165ZM184 191H187V190H184ZM200 191V190H199ZM198 191V192H199ZM205 192H206V190H204ZM221 191V190H220ZM232 191H233V189H232ZM80 192V191H79ZM88 192V191H87ZM86 192V193H87ZM89 192V193H90ZM102 193L104 192V191H101ZM110 192V191H109ZM124 192H125V190H124ZM124 192H122V193H124ZM132 192H130L131 194H132ZM160 192V191H159ZM167 192H171V191H167ZM174 192H176V191H174ZM177 192H180V191H177ZM188 192V191H187ZM187 192H186V194H187ZM209 192V191H208ZM212 192V191H211ZM222 192H220V193H222ZM228 192H225L224 191V193H226V196H227V194L229 195V193ZM234 192H236V190L235 191H233V193ZM242 192V191H241ZM241 192H236V193H239V194H243V193H241ZM246 192V191H245ZM245 192H244V194H245ZM250 192V191H249ZM78 193V192H77ZM105 193V192H104ZM104 193L102 194L103 196H104ZM111 193H114V192H111ZM111 193H109V195L111 194ZM121 193V194H122ZM134 194H135V192H133ZM136 193V194H137ZM150 193V192H149ZM148 193V194H149ZM173 193V192H172ZM182 193H183V191H182ZM194 193V192H193ZM223 193V194H224ZM232 193V196H230V197H234V198H237L236 196H234V194ZM235 193V195H237ZM248 193V192H247ZM250 193H252V192H250ZM12 194V195H13ZM82 194V193H81ZM96 194V193H95ZM99 194H101V193H99ZM124 194H127L126 192L124 193ZM133 194V196H131L132 197V200L134 201V199L133 198H135L136 196H138V195H134ZM158 194V192H156V195ZM159 194H162V193H159ZM177 194V193H176ZM200 194H203L202 192L200 193ZM206 194V193H205ZM209 194H210V192H209ZM222 194V195H223ZM238 194V195H239ZM53 195H54V193H53ZM58 195V194H57ZM56 195V196H57ZM75 195H77V194H75ZM85 196H84V198L86 197V194H84ZM101 195V196H102ZM114 195V194H113ZM127 195H129V194H127ZM126 195V196H127ZM151 195V193L148 195V196H150ZM163 196H164V193L162 194ZM169 195H170V193H169ZM169 195L167 196V199H168V197H169ZM172 195V194H171ZM193 195V194H192ZM263 195V194H262ZM22 196H24L23 198H22ZM62 196V195H61ZM79 196H81V195H79ZM87 196H88V193H87ZM112 195H110L109 197H111ZM115 196V195H114ZM125 196V197H126ZM140 196V197H141ZM173 196V195H172ZM172 196L170 197L171 199H172ZM182 196V195H181ZM202 196V195H201ZM203 196H204V194H203ZM210 196V195H209ZM211 196H213V195H211ZM214 196H215V194H214ZM213 196V197H214ZM218 197H219V195H217ZM225 196V195H224ZM229 196H227V197H229ZM240 196V195H239ZM253 196H254V194H253ZM258 196V195H257ZM43 197V198H42ZM89 197H92V195H90V196H88L87 197V199L89 198ZM120 197H122V196H120ZM130 197V198H131ZM143 197V198H144ZM175 197V196H174ZM186 197V196H185ZM188 197V196H187ZM190 197V196H189ZM207 197V196H206ZM213 197H211L212 198V200L211 201H213V199L214 200H216L215 202H217V199H218V197H216V198H213ZM245 197V196H244ZM244 197H242L243 199H245ZM251 197V199H252V195L250 196ZM261 197V196H260ZM8 198H9V200H8ZM11 198V199H10ZM65 197L64 196H62V199H64ZM79 197H77V199H78ZM113 199H114V197H112ZM111 198V200L113 201V199ZM123 198V197H122ZM122 198H119V201H118V203L119 204H123V202H125L126 203V201L124 200L123 201V199ZM162 198V197H161ZM200 198V197H199ZM210 198V197H209ZM220 198V197H219ZM221 198H224V197H221ZM234 198H233V200H231L230 201V205H229V203H228V205L229 206H227V207H225V210H227L226 211V213H228V214H232V213H237V212H239L240 210H241V204L240 203H242L243 201H242V199H241V201H240V199L238 198L237 200H235V201H237V202H234ZM241 198V197H240ZM249 198V197H248ZM248 198H247V200H245L246 201V207H247V205L248 204H250V202L249 203H247L248 202ZM93 198H91V200H92ZM101 199H102V197H101ZM103 199H104V197H103ZM107 199H108V197H107ZM106 199V200H107ZM110 199V198H109ZM107 200L108 202H107V205L106 206H108V203H109V201L111 202V200ZM136 199V198H135ZM140 199H142V198H140ZM163 199V198H162ZM165 199V201H166V197L164 198ZM171 199H169V201L171 200ZM202 199V198H201ZM200 199V201L199 202H202V200ZM225 199H226V197H225ZM253 199H254V197H253ZM252 199V201L254 202V200ZM71 200H73V199H71ZM83 200H85V199H83ZM121 200H122V202H121ZM127 200V199H126ZM138 200H139V198H138ZM138 200H135L134 201V203H133V209H134V207L136 208V207H138L139 206V203H138V205H134ZM176 200H178V199H176ZM180 200H181V197H180ZM180 200H178V201H176V202H178V204L180 203ZM187 200H188V198H187ZM186 200V201H187ZM220 200V199H219ZM218 200V201H219ZM224 199H222L221 201H222V203L223 202H225V201H228V198H227V200H225V201H223ZM250 200V199H249ZM258 200V199H257ZM56 201L58 202L59 201V199L57 200V198H56ZM61 201V200H60ZM65 201H69L68 200V198H67V200L65 199ZM78 201V200H77ZM90 201V200H89ZM98 201V200H97ZM96 201V202H97ZM100 201V200H99ZM98 201V202H99ZM115 201V200H114ZM147 201H146V203H147ZM156 201V203L158 202L156 199L154 200V202ZM160 201V200H159ZM162 201V200H161ZM164 201V202H165ZM185 201V202H186ZM206 201H207V198H206V200H205V202H204V204H203V206L204 205H206V206H208L207 204L208 203H206ZM238 201H240V202H238ZM11 202V201H10ZM53 202L55 203L54 205H53ZM62 202V204H63V200L61 201ZM61 202H59V203H61ZM82 202V201H81ZM81 202H79V203H81ZM84 203L86 202H88L87 200L86 201H83ZM104 202H105V199H104ZM121 202V203H120ZM130 202H132V201H130ZM163 202V203H164ZM170 202H172V201H170ZM175 202V203H176ZM182 202V201H181ZM198 202V203H199ZM214 202V203H215ZM253 202H251L252 204H254ZM256 202V201H255ZM259 202V201H258ZM69 203V202H68ZM67 203V204H68ZM85 203V204H86ZM102 203V202H101ZM113 203V202H112ZM117 203V204H118ZM148 203L149 204H151L149 201H148ZM160 203H162V202H160ZM160 203H158L157 205L158 206H165L166 207V205H168V203L167 204H165V205H160ZM212 203V202H211ZM214 203L213 204H209V206H211V207H213L214 206ZM218 203V202H217ZM217 203H215V206H218L217 205ZM221 202H219V204H220ZM244 203V202H243ZM72 204V203H71ZM70 204V205H71ZM84 204V205H85ZM89 204V202L87 203V205L86 206H88V207H84L83 205V207L84 208H82V209H85V208H89V205H90V207H91V201H90V204ZM93 204V203H92ZM97 204V203H96ZM103 204L104 203H102V206H101V209L103 208ZM105 204H106V202H105ZM115 204V203H114ZM130 204V203H129ZM142 204V203H141ZM149 204L147 205V204H142V208H144L145 207V209H147V207L146 206H148L149 207ZM170 204V203H169ZM181 204V203H180ZM179 204V208H180V206L181 205H183V204H186V203H183V204H181L180 205ZM224 204V203H223ZM145 205V206H144ZM156 205V204H155ZM156 205V206H157ZM187 205V204H186ZM198 205H200V203L198 204ZM213 205V206H212ZM258 205V208H259V210H258V208L255 210V211H260L261 209H260V207H259V204H257ZM257 205L256 206H254V205H250V206H248V207H251V208H249L251 211L253 210V206H254V209H255V207H257ZM262 205H264V204H262ZM69 206V205H68ZM67 206V207H68ZM74 206H77V205H74ZM79 206V205H78ZM94 206V205H93ZM92 206V207H93ZM99 206V205H98ZM97 206V207H98ZM116 205H114V207H115ZM144 206V207H143ZM152 206V205H151ZM174 206V205H173ZM176 206H177V204H176ZM205 206V207H206ZM214 206V207H215ZM58 207H60V209L58 208ZM91 207V208H92ZM96 207V208H97ZM113 207V208H114ZM118 207L120 208V205H118ZM124 207V206H123ZM123 207H122V209H123ZM160 208V209H163V211H165L166 210V208ZM175 207V206H174ZM174 207H171L170 209H172V210H174L173 211V213L172 214H174V212H176L175 211V209H174ZM184 208H185V206H183ZM187 207H189V206H187ZM186 207V209H188ZM201 207V206H200ZM219 207V209H221L220 208V205L218 206ZM244 207H245V204H244ZM245 207V208H246ZM263 207V206H262ZM63 209H64V207H62ZM69 208H72V206L70 207L69 206ZM77 209H78V207H76ZM96 208L94 207V209L96 210ZM100 208V207H99ZM112 208V207H111ZM139 208V207H138ZM150 208L151 207H149V211H151L150 210ZM155 208V207H154ZM202 208V207H201ZM210 208V207H209ZM209 208H207L206 210H209ZM232 209V211L231 212H229V209ZM73 209V208H72ZM71 209V210H72ZM81 209V210H82ZM90 209V208H89ZM89 209H87L88 211H91V210H89ZM93 209V208H92ZM98 209V208H97ZM121 209V210H122ZM126 209V208H125ZM145 209H140L141 211H143V210H145ZM152 209V208H151ZM160 209H158V210H160ZM182 209V208H181ZM191 209V208H190ZM189 209V210H190ZM248 209V210H249ZM42 211L41 213H39V211ZM70 210V211H71ZM80 210V211H81ZM86 210V209H85ZM85 210H82L83 211V213L85 212ZM86 210V212H87V214H86V212H85V214L83 215L84 216V218H85V216L87 215L88 216V211ZM105 210H106V208H105ZM117 210V209H116ZM121 210H118V211H121ZM124 210V209H123ZM139 210V209H138ZM137 210V208H136V210L135 211H138ZM154 210V209H153ZM183 210V209H182ZM196 210V209H195ZM198 210H199V208H198ZM203 210H205V209H203ZM203 210H202V213H203ZM205 210V211H206ZM217 210V209H216ZM246 210V209H245ZM248 210H246V211H248ZM7 211H9V210H7ZM73 211V210H72ZM126 211V210H125ZM131 211H133L132 213L131 212H129L130 214H134L135 216H136V214H135V212H134V210H131ZM141 211H139L141 214H142V212ZM155 211V210H154ZM167 212H168V210H166ZM171 211V210H170ZM178 211V210H177ZM204 211V213H206ZM220 211V210H219ZM224 211V210H223ZM243 208H242V210H241V212L242 213H237V214H239V215H243L244 213H243ZM254 211V213H256ZM262 211V210H261ZM6 212V211H5ZM63 212H64V214H63ZM78 212V211H77ZM94 212H96V211H94ZM94 212H92L91 211V214L92 213H94ZM99 212V211H98ZM147 212V211H146ZM145 211L143 212L144 213V216H145V213H146ZM152 212V211H151ZM151 212H149L148 214H151ZM161 212V211H160ZM159 212V214H161ZM172 212V211H171ZM171 212H168V217H169V215H170V213ZM186 212V211H185ZM195 212V211H194ZM197 212H199V211H197ZM210 212V211H209ZM214 212V211H213ZM221 212H222V209H221ZM245 212V211H244ZM263 212V211H262ZM76 213V212H75ZM82 213V212H81ZM99 213H101V211L99 212ZM105 213V212H104ZM104 213H102L101 214V216H103V214ZM124 213H126V212H124ZM138 213V212H137ZM153 213V212H152ZM166 213V212H165ZM164 213V214H165ZM201 213V212H200ZM199 213V214H200ZM202 213L200 214L201 216H202ZM203 213V214H204ZM210 213H212V212H210ZM209 213V214H210ZM217 213H219V212H217ZM223 213H225V212H223ZM222 213V214H223ZM252 213V212H251ZM250 213V214H251ZM257 213H259V212H257ZM11 214V213H10ZM66 214H68V213H66ZM72 214V213H71ZM91 214H89L90 216H89V218L92 216ZM117 214H123L122 212H117ZM141 214H139V218H138V216L136 217V219L135 220H139L140 219V217H141ZM164 214H162V217L163 218H161L160 217V219H162L163 221H164V223H165V221L166 220H164L165 219V217H164ZM192 214V213H191ZM220 214V213H219ZM253 214V213H252ZM260 214V213H259ZM262 214V213H261ZM260 214V215H261ZM264 214V213H263ZM69 215V214H68ZM81 215V214H80ZM81 215V216H82ZM95 215H96V218H97V215L99 216V214H97V213H95ZM126 215V214H125ZM132 215H131V217L130 218H132ZM200 215H198V216H200ZM205 215V214H204ZM215 215H217L216 213H215ZM214 215V216H215ZM236 215V214H235ZM244 215H247V214H244ZM255 215L256 214H254L253 216H250V217H252L253 218V220H254V218H256L255 217ZM70 216V215H69ZM73 216V215H72ZM82 216V217H83ZM93 216H94V214H93ZM100 216V217H101ZM111 216L112 217H107L106 216V214H104V217H103V220H102V222H100L99 221V224H100V226H101V229L100 228H98V229H100L99 231H97L98 229H97V227L95 228L96 230H94V231H97V232H102V234L104 235L103 237H105V238H103L104 240L106 239L107 240V238H115L114 240H115V244H117L118 246L119 245H122V247L123 248H121L120 250H121V253L119 254V253H117V252H115V253H117V255H119V256H122V257H125V260H127L128 258H130L133 254H132V248H130L129 246V243L128 242H126L127 240V238L129 237L128 235H129V231H131V230H129L130 228H128L127 226V223L125 224V225H123L122 226V228H120L121 226H119V225H122L123 223L122 222H124L123 220L125 219V218H123L122 216H124V215H116V213H115V216L116 217H122L123 218V220H122V218L119 220V221H121L122 220V222H119V224H116V222L114 221L115 219H116V221H118L117 219H119V218H116V217H114V214L113 213H111ZM135 216H133V218L135 217ZM150 216H152V215H150ZM171 216V215H170ZM173 216V215H172ZM191 215H189V217H190ZM201 216L199 217V218H201ZM207 216V214L203 217V219L205 218ZM249 216V215H248ZM257 216V215H256ZM82 217H80V218H82ZM126 217V216H125ZM147 217H149V216H146L145 218H147ZM156 218H158V216H155ZM167 217V218H168ZM231 217V216H230ZM229 215H228V217H224V216H221V217H219V219H220V221H219V219H218V221L217 222H219L218 224V226L219 227H225V228H227L228 229V227H229ZM238 217V219L240 218L239 216H237ZM243 217V216H242ZM244 217H246V216H244ZM45 220V223H47V226H46V229L47 228H49V230H45V228H44V226L41 228L39 225V227H37L38 228V231H39V228L40 229H43V231L45 230L46 232H45V234L47 233L48 234V231H50V233L49 234H51L52 235V238H50L49 237V239H50V241L53 239V242L55 243V245L53 244V242L52 243H49V244H47L48 242H47V238H48V236H50L49 234H48V236L46 235H42V236H39L40 234H42L43 233V231L41 232V233H38L37 234V229L35 230L34 229V226H36L35 224H40V222L42 221L43 222V219ZM86 218H88V217H86ZM88 218V219H89ZM92 219H95L94 217H91ZM99 218V217H98ZM113 218V219H112ZM115 218V219H114ZM132 218V219H133ZM142 218L144 219V217H143V214H142ZM141 218V219H142ZM150 218V217H149ZM154 218V217H153ZM169 218H171V217H169ZM172 218H174V217H172ZM177 218V217H176ZM175 218V219H176ZM180 218V217H179ZM192 218H194V215L192 216ZM196 218V217H195ZM194 218V220H196ZM207 218H208V216H207ZM207 218H205V220L207 219ZM232 218H233V216H232ZM37 219H42V220H40V222L37 220ZM70 220L72 219V218H69ZM87 219V222L90 224V222H89V220ZM132 219L130 220V223L132 224L133 222H131L132 221ZM140 219V220H141ZM142 219V220H143ZM151 219V218H150ZM149 219V220H150ZM175 219H173V220H175ZM209 219H211V217L209 218ZM242 219V218H241ZM246 220L248 219V218H245ZM245 219L243 220V221H245ZM73 220V219H72ZM78 220V219H77ZM82 220H83V218H82ZM84 220H86V219H84ZM91 220V219H90ZM126 220V219H125ZM139 220V221H140ZM149 220H148V222H149ZM154 220V219H153ZM161 220V221H162ZM198 220V219H197ZM196 220V221H197ZM200 220V219H199ZM202 220V219H201ZM204 220V221H205ZM234 221H235V218L233 219ZM249 220H251V218L249 219ZM253 220H251V223H252V221ZM259 220L261 221V222H263L264 221V215H262V216H260V218H259ZM258 220V218H257V223L255 222V221H253V222H255V224H257L258 225V223H259V225L261 224L260 223V221ZM36 221H38L37 223H35ZM95 221H96V219H95ZM144 221V220H143ZM152 220H150V222H151ZM162 221V222H163ZM168 221V220H167ZM177 221V220H176ZM195 221V222H196ZM215 221V220H214ZM234 221H233V223H234ZM259 221V222H258ZM84 222H86V221H84ZM86 222V223H87ZM93 222V221H92ZM91 222V226L93 227V225H95V226H97L96 224H93ZM113 222H115V224H114V226L115 227H117L116 225H118V228H120L119 230H122V231H119L118 232V234H119V236H118V234L116 235L115 233H114V231L113 230H111V226H110V224L111 223H113ZM127 222V221H126ZM140 222H142V221H140ZM139 222V223H140ZM145 222V223H144ZM143 223L144 224H148L147 223V220L145 219V221H144ZM153 222V221H152ZM157 222V221H156ZM162 222H160V223H162ZM170 222H172V219H171V221ZM173 222H175V221H173ZM173 222H172V224H173ZM180 222V219H178V221L175 223V224H177V223H179ZM186 222H187V220H186ZM194 222V223H195ZM206 222V221H205ZM217 222L216 223H213L212 224V222H211V224H212V226L214 225V224H217ZM231 222H232V220H231ZM245 222H247V221H245ZM71 223H72V221H71ZM74 223V222H73ZM81 222H79V226L83 223H81ZM96 223V222H95ZM125 223V222H124ZM139 223H137V224H139ZM159 223V222H158ZM167 223H169V221L167 222ZM166 223V224H167ZM200 223H203V222H200ZM209 223H210V221L209 222H207V227L206 226H204V227H206V229L205 230H209L210 229V227H209ZM244 223V222H243ZM241 224L240 225V221H239V223H237V224H239L241 227H243V225L244 224ZM250 222H247V223H245V224H247V226H252L254 223H252V225L251 224H249ZM264 223V222H263ZM42 224H44V223H42ZM75 224V223H74ZM73 224V225H74ZM84 224V223H83ZM93 224V225H92ZM135 224V223H134ZM142 224V223H141ZM141 224H139L138 226H134V228L135 227H139V226H144L143 224L141 225ZM151 224V223H150ZM155 220H154V223H153V225L151 226L152 227V230H153V226L155 227H157V223L155 224ZM163 224V223H162ZM161 224V225H162ZM171 223H170V225H172ZM174 224V225H175ZM188 224H189V222L187 223V225L185 224V226H183V228L184 227H186V226H188ZM190 224H191V222H190ZM204 225H205V223H203ZM203 224H201V226L203 225ZM70 225V224H69ZM127 225V226H126ZM161 225H159V226H161ZM164 226H166L165 224H163ZM197 225V224H196ZM199 225V224H198ZM235 225V224H234ZM238 225V226H239ZM258 225V226H259ZM263 225V224H262ZM84 226V225H83ZM87 226V225H86ZM91 226H90V228H91ZM94 226V227H95ZM147 226V225H146ZM148 226H150V225H148ZM147 226V227H148ZM163 226V227H164ZM178 226V225H177ZM192 227H190V225L188 226V228L190 227V228H194L193 227V225H191ZM217 225H216V228L218 227ZM233 226V224L231 225V227ZM246 226V227H247ZM253 226H255V225H253ZM252 226V227H253ZM257 226V227H258ZM10 227V228H9ZM13 227V226H12ZM75 227V226H74ZM74 227H73V230H74ZM80 227H82V225L80 226ZM126 227L128 228V229H126ZM167 227H168V225H167ZM167 227L166 228H164V229H167ZM181 227V226H180ZM195 227H197V226H195ZM199 227H200V225L197 227V228H194V229H199ZM218 227V228H219ZM234 227V226H233ZM232 227V230L233 229H235V228H233ZM240 227V228H241ZM260 227V226H259ZM258 227V228H259ZM264 227V226H263ZM144 228V227H143ZM142 228V229H143ZM159 227H157V229H158ZM161 228H162V226H161ZM175 228H176V225H175ZM244 228V227H243ZM256 228V227H255ZM10 229V230H9ZM80 229V228H79ZM79 229H78V231H79ZM92 229H94V228H92ZM117 229V228H116ZM137 229V232H141V231H138V228H136ZM139 229H141V228H139ZM146 229H148V231H149V227L148 228H146ZM155 229V228H154ZM156 229V230H157ZM170 229H173L172 231H169V233L170 232H177L176 231V229L174 230V227L172 228V226L170 227ZM179 229V228H178ZM182 229V228H181ZM187 228H185L184 229V235H185V230H186ZM193 229V230H194ZM201 229V228H200ZM213 229H214V227H213ZM213 229H212V227H211V230L213 231ZM236 229L237 230H240V229H238L237 227H236ZM253 230V228H251V227H249L246 231H248V230ZM262 229H264V228H262L261 227V231H263ZM63 232H62V231ZM81 230V229H80ZM102 230V231H101ZM144 230V229H143ZM189 229H187V231H188ZM203 230V229H202ZM216 230H219V229H216ZM222 230V229H221ZM220 230V231H221ZM229 230V229H228ZM227 230V231H228ZM41 231V230H40ZM39 231V232H40ZM60 231H61V233H60ZM82 231H83V229H82ZM81 231V232H82ZM117 231V230H116ZM159 231V229L157 230V232ZM162 231V230H161ZM167 231V233H168V230H166ZM190 231V230H189ZM189 231L186 233V236H187V234H189L188 236H189V238H191L190 237V235H193V234H190L189 233ZM192 231V230H191ZM190 231V232H191ZM196 231H198V230H196ZM200 231V230H199ZM211 231V232H212ZM222 231H224V230H222ZM221 231V232H222ZM233 231H235V230H233ZM232 231V232H233ZM242 231V230H241ZM244 231V230H243ZM242 231V232H243ZM17 232L18 233H21V235H23V238H24V236H26V238H28V237H30V238H34V240L36 239V241H37V243H38V247H40L39 248V250L36 252V251H34L35 249V247H29L28 245H26L24 242L25 241H23L22 240V238H21V240H22V242H21V240H20V237L17 235ZM67 233H68V231H66ZM70 232V231H69ZM72 232L73 231H71L70 233H71V236H72ZM80 232V233H81ZM125 232V233H124ZM143 232V234H145L144 232L145 231H142ZM150 232H152V233H154L153 231H150ZM150 232H147L146 231V234L145 235H148ZM183 232H180L179 234H180V237L182 236V233ZM229 232V234H230V231H228ZM231 232V233H232ZM239 233H237V234H232V239H234L235 241L236 240H240V239H242V241H243V239L246 237V239L248 238V236H245V235H242L241 234V232L240 231H238ZM253 232H255V231H253ZM74 233V232H73ZM127 233V234H126ZM152 233H150L149 235H151ZM159 233H161V232H159ZM163 233V232H162ZM161 233V234H162ZM165 233V232H164ZM163 233V234H164ZM165 234V235H168V234ZM192 233V232H191ZM193 233H196L195 231H193ZM197 233H199V232H197ZM203 233H204V231H203ZM205 233H207L206 231H205ZM209 233V232H208ZM227 233V232H226ZM246 233V232H245ZM249 234L251 233V232H248ZM44 234V233H43ZM100 234V233H99ZM115 234V235H114ZM132 234H133V232H132ZM138 234V233H137ZM137 234H135L136 236H137ZM142 233H140V235H141ZM156 234V233H155ZM210 234V233H209ZM213 233H211L210 235H212ZM218 234H219V231H218ZM228 233H227V235H226V237L229 235ZM256 234H257V232H256ZM76 235V234H75ZM78 235H79V233H78ZM80 235H82V234H80ZM144 235V236H145ZM184 235H183V237H184ZM204 235V234H203ZM206 235V234H205ZM214 235L216 236V232L214 233ZM222 235H223V237H224V235H225V233L223 234V232H222ZM234 235V236H233ZM58 236V233H57V235H56V240H57V237ZM62 237H65V236H67V235H65V233H64V236L63 235H61ZM96 236H97V234H96ZM139 236V235H138ZM142 236V235H141ZM140 236V237H141ZM195 236V235H194ZM202 236V235H201ZM215 236H212V238L213 237H215ZM243 236H245V237H243ZM254 236V235H253ZM61 237V238H62ZM98 237H99V235H98ZM102 237V236H101ZM130 237H132V236H130ZM139 237V238H140ZM143 237V236H142ZM141 237V240H142V242H143V240H145V238H147L146 236L145 237H143L142 238ZM149 237V236H148ZM156 237V236H155ZM161 237V236H160ZM163 237V236H162ZM182 237V238H183ZM199 237V236H198ZM221 237V235L219 236V238ZM250 237H251V234H250ZM249 237V238H250ZM29 238V239H30ZM43 238V239H42ZM45 238H46V242H44V241H42V240H45ZM67 238V237H66ZM69 238V237H68ZM72 238V237H71ZM84 238V237H83ZM154 238V237H153ZM167 239H168V236L166 237ZM185 238V240H186V237H184ZM193 238V237H192ZM196 238H197V236H196ZM200 238V237H199ZM202 238V237H201ZM204 238V237H203ZM211 238V237H210ZM211 238V239H212ZM217 236H216V240L217 239H219ZM229 238H230V236H229ZM248 238V239H249ZM25 239V238H24ZM59 239V238H58ZM78 240H77V242L81 239V236H78V238H77ZM100 239V238H99ZM102 239V238H101ZM119 240V243H117L116 242V240ZM150 239V238H149ZM155 239V238H154ZM159 239V238H158ZM178 239V238H177ZM210 239V240H211ZM214 239V238H213ZM212 239V240H213ZM228 239V238H227ZM27 240V239H26ZM84 240V239H83ZM83 240L81 241V242H83ZM95 240H96V238H95ZM98 240V239H97ZM103 240V241H104ZM106 240H105V242H106ZM130 240V239H129ZM137 241H138V239H136ZM141 240H139V242H136V243H139L140 244V241ZM147 240V239H146ZM160 240H161V238H160ZM163 240H166L164 237L162 238V241ZM180 240V239H179ZM188 240V239H187ZM199 241V239L198 240H196L195 238H193V241ZM203 240V239H202ZM205 240V239H204ZM28 241V240H27ZM30 241V240H29ZM61 241V240H60ZM72 242H73V240H71ZM98 241H102V240H98ZM102 241V242H103ZM168 242H170L169 241V239L167 240ZM201 241V240H200ZM226 241V240H225ZM241 241V240H240ZM248 241V240H247ZM76 242V243H77ZM96 242V241H95ZM101 242V243H102ZM130 243H132V246L131 247H133L134 246V244H133V242H131V240L129 241ZM153 242V241H152ZM152 242L150 243V244H152ZM158 242V241H157ZM156 242V243H157ZM179 242V241H178ZM189 242V241H188ZM207 242H209V237H208V241ZM213 242V241H212ZM223 242V241H222ZM230 242V241H229ZM234 242V241H233ZM239 242V241H238ZM28 243V242H27ZM36 243V242H35ZM60 243V242H59ZM61 243H65L66 244V241L65 242H61ZM74 244H75V242H73ZM96 243H99V242H96ZM95 243V244H96ZM108 243V242H107ZM111 243H112V239H111ZM154 243V242H153ZM180 243V242H179ZM178 243V246H177V248H175L174 250H172V254H173V257L175 258V261H176V264H188L189 263V261L190 260H192L191 259V257L193 256V259H195V260H205V258H201V254H202V252H200L201 254H199V252L198 253H193L194 252V250L192 249L191 250V248H188V247H182L180 244ZM211 243V242H210ZM28 244H30V242L28 243ZM33 244V243H32ZM50 244H52V245H50ZM105 244V243H104ZM104 244H102L103 245V247H102V249L103 248H105V245ZM115 244H114V246H115ZM138 244V245H139ZM159 244V243H158ZM162 244H166L167 245V243H162ZM161 244V245H162ZM209 244V243H208ZM226 244H228V243H226ZM60 245H62V244H60ZM73 245V244H72ZM72 245H71V247H72ZM75 245H78V244H75ZM79 245L80 246H77V247H81V245H82V243L80 244V242H79ZM96 245H101V244H96ZM96 245H94L93 244V246H95V248H96ZM101 245V246H102ZM107 245V244H106ZM109 245V244H108ZM124 245V246H123ZM148 245V244H147ZM154 245V244H153ZM176 245H177V243H176ZM188 245V244H187ZM194 245V244H193ZM195 245H196V243H195ZM214 245H216L215 243H214ZM234 245V244H233ZM28 246V247H27ZM30 246H32L31 244H30ZM36 246V245H35ZM56 247L57 249H55L54 250V248H52V247ZM65 246V245H64ZM64 246H63V249H64ZM87 246V245H86ZM111 246H112V244H111ZM117 246V247H118ZM144 246V247H143ZM143 246H141L142 247V249L143 248H146L145 246L146 245H144L143 244ZM148 246H150V245H148ZM156 246H157V244H156ZM164 245H162L161 247H163ZM169 246V245H168ZM172 246V245H171ZM206 246H207V244H206ZM211 246V245H210ZM238 246H239V244H238ZM237 246V248H239ZM11 247H14V248H11ZM100 247V246H99ZM125 247V248H124ZM141 247H139L140 248V250H141V252L143 251L142 249H141ZM152 247V246H151ZM160 247V248H161ZM165 247V246H164ZM167 247V246H166ZM165 247V248H166ZM170 247V246H169ZM168 247V248H169ZM173 247V246H172ZM172 247H170V248H172ZM190 247V246H189ZM194 247V246H193ZM192 247V248H193ZM201 247V246H200ZM209 247V246H208ZM212 247H214V246H212ZM66 248V247H65ZM81 248H83V246L81 247ZM88 248H90V247H88ZM101 248V247H100ZM119 248V247H118ZM163 248V250H165L164 252H166V250H168V248ZM186 248H188V249H186ZM203 248V247H202ZM211 248V247H210ZM210 248H207V249H209L210 250ZM16 249L15 250H13V251H16ZM69 249H70V246H69ZM68 249V250H69ZM76 248H74L73 250H71V251H74ZM84 249H85V247H84ZM84 249L82 250V253L80 252V250H78L79 252H75V254L77 255V253H78V256L75 258V256H74V258L73 259H70L71 257H70V255H69V253H68V258H67V256L66 257H64L63 259L61 258H59V255H58V258H59V262H58V260L56 259V261L58 262V264H110V262L109 263H107V260H108V258L106 259V260H104V259H102V257L104 256H102L101 254H102V252H100L99 251V249H98V247L96 248V250H98V251H96L94 248H92V249H94V251H96V252H93L92 254H90L89 252H86V251H84ZM91 249V251H93ZM111 249H113V247H111ZM116 249V248H115ZM135 249V248H134ZM137 249V248H136ZM159 249V248H158ZM162 249V248H161ZM190 249V250H189ZM217 249V248H216ZM30 250V251H29ZM37 250V249H36ZM67 250V252H69ZM77 250V249H76ZM88 250V249H87ZM101 250V249H100ZM139 250V251H140ZM146 250V249H145ZM148 250V249H147ZM157 250V249H156ZM196 251H197V249H195ZM235 250H236V248H235ZM237 250H239V249H237ZM236 250V251H237ZM245 250H247V248L245 249ZM244 250V251H245ZM84 251V252H83ZM102 251V250H101ZM113 251V250H112ZM112 251H109L110 253L112 252ZM119 251V250H118ZM135 251V250H134ZM134 251H133V253H134ZM158 251V250H157ZM159 251H161L160 249H159ZM158 251V255H160V253L161 252H159ZM200 251V250H199ZM212 251V250H211ZM218 251V250H217ZM216 251V254L215 253H212V255L213 254H215V256H217V255H220L221 253L220 252H217ZM240 251V250H239ZM264 251V250H263ZM35 252V253H34ZM103 252H106L105 251V249L103 250ZM108 252V251H107ZM141 252H138V254H139V256L141 257L142 256V254H141ZM144 252V251H143ZM147 252V251H146ZM145 252V253H146ZM153 252V251H152ZM209 253H211L210 251H208ZM213 252V251H212ZM56 253H58V251L56 252ZM65 253V252H64ZM73 253V252H72ZM72 253H71V255H72ZM84 253V254H83ZM144 253V254H145ZM170 253V252H169ZM170 253V254H171ZM220 253V254H219ZM63 254V253H62ZM130 254H132L131 256H129ZM146 254H148V252L146 253ZM155 254V253H154ZM157 254V253H156ZM161 254H163V253H161ZM193 254V255H192ZM208 254V253H207ZM18 255H19V251H18ZM22 255V254H21ZM46 255V254H45ZM67 255V254H66ZM100 255L102 256L101 258H100ZM112 255H114L113 253H112ZM203 255V254H202ZM209 255V254H208ZM223 255V254H222ZM226 255V254H225ZM13 256V257H12ZM44 256V255H43ZM65 256V255H64ZM129 256V257H128ZM138 255H137V259H135V260H137L138 261V257H139ZM147 256V255H146ZM146 256H145V260L146 259H148L149 260V258L150 257H147L146 258ZM153 256H155V255H153ZM221 256V255H220ZM219 256V257H220ZM50 257V256H49ZM52 257V256H51ZM50 257V258H51ZM60 257H62V255L60 256ZM116 257V256H115ZM128 257V258H127ZM151 257H152V255H151ZM231 257V256H230ZM242 257V256H241ZM240 257V258H241ZM127 258V259H126ZM134 258H136V257H134ZM143 258V257H142ZM171 258H172V256H171ZM171 258H170V261H171ZM51 259H53V258H51ZM123 258H121V260H122ZM140 259V258H139ZM151 259V258H150ZM219 259V258H218ZM236 259V258H235ZM18 260V261H19ZM44 260V261H43ZM54 260V259H53ZM124 260V259H123ZM123 260L121 261V263H123ZM206 260H207V258H206ZM24 261V262H25ZM55 261V260H54ZM53 261V262H54ZM110 261H112L111 259H110ZM143 261V260H142ZM172 261H174L173 259H172ZM171 261V262H172ZM210 261V260H209ZM134 262H136V261H134ZM151 262H152V260H151ZM150 262V263H151ZM154 262V261H153ZM30 263H27V264H30ZM46 263H48V262H46ZM52 263V262H51ZM50 263V264H51ZM113 263H116L117 264V262H113ZM120 263V264H121ZM127 263V262H126ZM141 263V262H140ZM140 263H137V264H140ZM147 263V262H146ZM149 263V264H150ZM193 263V262H192ZM191 263V264H192ZM17 264H21V263H17ZM24 264V263H23ZM33 264H34V261H33ZM49 264V263H48ZM56 264V263H55ZM142 264V263H141ZM154 264V263H153ZM155 264H157V263H155ZM169 264H170V262H169ZM228 264V263H227Z\"/></svg>", "mask_w": 264, "mask_h": 264}]
</instances>
